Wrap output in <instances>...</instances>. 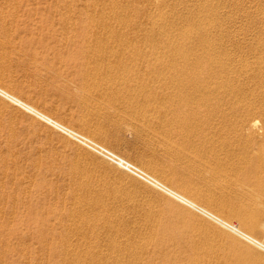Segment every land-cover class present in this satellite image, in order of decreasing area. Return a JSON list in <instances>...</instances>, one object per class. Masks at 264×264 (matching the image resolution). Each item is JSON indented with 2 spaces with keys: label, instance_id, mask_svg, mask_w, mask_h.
Wrapping results in <instances>:
<instances>
[{
  "label": "rangeland",
  "instance_id": "1",
  "mask_svg": "<svg viewBox=\"0 0 264 264\" xmlns=\"http://www.w3.org/2000/svg\"><path fill=\"white\" fill-rule=\"evenodd\" d=\"M10 1L11 0H0V4H1L0 5V78H2V79H0V86L6 88V90L8 89L9 92L14 93L16 96L19 95L18 97H20V98L23 97L22 99H24L25 101L31 103L34 106H37V108H39L40 110H42L46 114H48V115L52 116L53 118L59 120L60 122L64 123L65 125L70 126L73 129H76L77 131L81 132L84 135L89 134L92 130L98 131L99 133H101L99 135L100 137H96V138L94 137L95 138L94 140L100 142L101 144H103L106 147H109V149H111L114 152H117L119 155L127 158L128 160L135 163L136 165L138 164V166H140V167H141V164L137 163V161L140 162L142 160V162L145 163V161H146V160H144L145 158L147 159V161H151L152 163H154L156 165L157 164H159V166L161 165L160 166V172H159L160 177L158 175V178L161 179V177H162V179H163L166 176H168V173H169V175L172 174V176L174 177V180L172 182H170V184L168 183V185L172 184L171 186H173L174 188H179V189L181 188L182 190L184 187H181V186H185V187L187 186L188 190H186V193L188 195H191L192 197H195V195L197 197L198 194L202 195L204 192L206 198L209 199L212 196L210 199H212L214 202H216L218 200L216 202L218 204V206L222 203L221 205H226V207L228 209H231V210H235L238 207V210H240L242 213L247 210L246 213L244 212V214H247L250 217H252L251 215L255 214L253 217L254 221H256L257 223L259 222L258 223L259 228H258L256 234L258 235V237L260 239L264 240V225H263L264 224V217H263L264 216V206H263L264 205V202H263L264 201L263 200L264 199V190L260 189L258 187V185H256V181H257L258 177H259V179L264 180V171L260 167V163H259L260 161H257L259 159L258 157L260 156L259 155L260 152H261V155L264 156V143L262 142L263 144L261 145L260 141L258 142V141L251 140L250 139L251 133L249 130L243 131V132L226 131V133H224L223 135H220L218 133L215 134L214 133L215 130H213L215 127L214 124H217L218 126H220L219 123L221 120V119H217L218 115H215L213 111H209V113H210L209 114L204 107L199 108L197 106L194 107L192 105V107H194V109L196 110L195 111L196 113L191 112V114L193 116L196 114V116H194V117L192 115L191 116L193 118H200V119H197V120L194 119V120H196L197 124L201 123L200 126H199V124L197 125L196 133L197 132L198 133L196 135H198V137H200L202 140L204 139V141L205 140L207 141V147L204 149H206V150L209 149L208 145L215 143V144H212V146L214 145V147H216L217 150H218V148H219V150L222 149L219 152V156L222 154L225 155L226 153L229 155L231 153L230 151H233L232 155H235V157L232 156V158H229V159H231V161L230 160L229 161L231 162V164L233 163V166L235 168L240 167L239 170H237V168L235 170V169H233L234 167L231 168L232 165L229 164V167L231 168V169H229L230 172H229V170H227V172L229 174L227 175L226 174L227 172L222 173L221 174L222 177H220V175H219L220 173L215 172L216 174H218V176H216L212 171V167H210L212 161H214V162L216 161V160H214V157L211 156V154H209V155L207 154L209 157L208 158V157H206L207 155L205 156V152H202L201 155H203L204 158H206L207 160L202 159L203 156H201V155H200V157L195 156L196 153L194 152L195 149H192L193 146H190L188 143L185 144L186 142H184L182 139L183 138L182 132L184 131V129L183 130H182V128L180 129L181 126L176 125L175 127L177 128V130L175 128H173L172 130L170 129L171 132L174 131L172 133L173 135H171L170 131L168 132L169 135H168V133L165 132V131L169 130V128L172 125V122H173L172 127L175 124H178V122L174 123L178 117L180 118L181 116L185 115V113H189L188 112L189 110L188 111L185 110L186 108H183L180 105L181 104L184 105L182 98H184L185 95H183V93H185V94L188 93L191 89L190 88L191 86L186 85L187 89L183 88L184 92L181 88L174 86L176 84L181 85V82L185 83V79L183 80V78H186V77H183V73H185V75H187L186 74L187 70L184 69V68H186V65L184 63L183 64L185 67L184 66L181 67V66H179V63H177L178 67L174 66L175 69H173L174 67L171 69L170 66H172V65L170 63L167 64V62L170 61L169 58H171L173 55L175 57V54L177 55V52H175V51H177L176 49L179 47V45H178V47L173 46V48L171 49V46H169L168 44H165V42H164L163 32L161 33V34H163V37L160 36L161 34H157V35H159L158 38L161 41L159 39L157 40V37L155 35H154V37L152 36L153 38H151L150 36H149V38L147 36H145V38H143L144 34H146L147 31L148 32L150 31V28L153 29L151 24H150L151 27L148 24L146 25V19H147L146 17L149 15L147 13L150 12L149 11L150 9L148 10L145 7H143L145 5V3H143V2H145V0H141L142 2L140 1V5L144 4L141 6L139 5V3L136 4V1L139 2V0H131V1L121 0L122 2L119 0L118 1L116 0L118 4L121 2V3H125V5L124 4L122 5L120 3L119 5H121V6L118 9L120 11V13H118L119 12L118 10H115L114 12H116V11L117 12L113 13V14L118 13L119 15L123 12L125 13L123 8H126L127 6H129V8H128L129 12L127 9L126 13L125 14L123 13L124 15L121 14L122 17L120 15V17L118 19L120 20L121 18L125 19L126 17H128L129 20H127V18H126V20L130 21L132 19H130L129 16L132 15L133 17L131 16V18H133L134 23H136V22L139 23V25L141 27V28L139 27L137 29V31L140 29L142 30V27H143L144 30H142V32L144 34H140V33H142V32H140L139 36H136V33H133L132 37L128 36L129 38L127 36H126V38H125V36H123V37L121 36L122 38H119V36H117L118 37L117 38L116 36H113L116 34H111L110 32L108 33L106 31L108 33V34H106V35H108V41H107V36L104 37L105 34L104 35L100 34L101 36L98 35V36H100L99 39L102 36L104 37L103 39L99 40L98 36H96L97 34L92 32V31H95V32L97 31L98 25H99L98 21H95V23L89 27H87L85 25L89 21V20H87V21H85V20L88 19L89 15L91 14L90 8L94 7V5H92V4H94L95 2L97 3L96 0H95V2H94V0H85V2H83L84 0H82V1L81 0H79V1H77V0H71V1L70 0L69 1H67V0H64V1H62V0H48V1L47 0H12L11 3H10ZM75 1H77V3H79L78 6L80 5L81 8H82V5L84 6L86 3L85 9H84V7L82 9H80V6L78 7L77 3ZM88 1H89V3H88ZM99 1L100 0H98V2ZM159 1H161V3L159 2V4H161L165 8V10L166 9L170 10L172 8L173 9L175 8V10H177V9H179V7H181L180 5L176 6L174 4H173V6H171L172 5V2H170L171 0H166V1L159 0ZM179 1H181V0H179ZM199 1L200 0H198V2ZM205 1H208V0H202L203 3ZM231 1L232 0H226V1L225 0H214V1L210 0V2H213V3L216 2V4L217 3L219 4L218 8L216 9V13L214 15V17H215L214 19L220 18L222 20L221 21H220V19L218 21L215 20L216 23L217 22L220 23V24H218V26H220V29H219L220 31L218 30V32L215 33L214 36L211 35L212 37L210 36L209 39L214 37L213 38L214 40L218 39L220 41V39H221V41L224 40V42H226L227 44L229 43L226 46V48H227L226 50L227 51L229 50L230 53H229V51L225 52L226 50H224L223 53H225V55L221 54V56L223 58H226L227 55H230V56L236 55L238 58V55H239V56H241V57H239L241 59L243 57L244 59L248 58V60L254 61L255 57L253 55H256V59L264 60V49H263L264 48V46H263L264 45L263 44V42H264V37H263L264 36V31H263L264 30V20L261 17L263 15L262 12L264 11L263 10L264 9V0H262V1L253 0L254 3L252 1L249 3V0L248 1L247 0H233L234 3ZM32 2H34L35 4ZM67 2H69V3H67ZM74 2L76 3V5ZM103 2H104L103 0L99 2L100 4H98V6H97L98 11L100 10L99 8H101V6H102V8L105 7L106 3L103 4ZM105 2H107V4H108L107 0H105ZM126 2L127 3L130 2L129 4H131L132 8L130 5H126L127 4ZM162 2H164V4ZM256 3H258V4H256ZM68 5L71 6L70 7L71 10H70V8L67 7ZM109 5L111 7V2ZM109 5H108V7H109ZM232 5H233V7L231 9L230 6H232ZM257 5L259 7H256ZM51 6H52V8H51ZM63 6H65L68 10ZM76 6H77V8H76ZM247 6H248V8H247ZM249 6H251V7H249ZM53 7H54V9H53ZM55 7H57V8H55ZM62 7H63V10H62ZM108 7L106 9L105 8L104 9L109 10L110 7L109 8ZM121 8H122V10H120ZM130 8H131V10H130ZM138 8L142 9L143 11L146 9L144 11V13L146 12V14H144L143 11H141V10L139 11ZM143 8H145V9H143ZM260 8H261V10H260ZM73 9H75L76 11H74ZM78 9L80 10L79 14L77 13V12H79ZM94 9H95V7H94ZM135 9L138 11L137 14L141 15V16L138 15L137 21H136V18H134L136 16V14L133 15V12L136 13ZM252 9H254V10H252ZM69 10L72 11V13L70 12V15H69ZM81 10H82V12H81ZM92 10H93V8H92ZM25 11H27V12H25ZM94 11L95 10H93V13L95 15H97L98 13L96 14ZM147 11H149V12H147ZM189 11H191V12H189ZM236 11H237V13L240 12V14H236L235 13ZM256 11H258L257 14H256ZM74 12H75V14H74ZM83 12H84V14H83ZM198 12H200V7L197 6V7H192L191 9H189L188 11L183 13L185 15H183L181 13L178 14L180 16L183 15V16H181V18L183 20L180 19V16L178 18L177 17L178 15L176 14L177 16L175 15L174 16L175 19L172 20V21L176 20L175 23L173 24L172 21H170L169 27L166 28L165 31H167L169 28L172 29V26H173L174 29L171 30L172 32L174 31L173 34L177 33L175 31V30H177V28L180 29L179 31L181 32L182 29H184L185 27H187L190 24L189 17H188L189 20H187L186 17L190 13L196 14ZM217 12L219 13V16H218ZM248 12H249V14H247ZM33 13H35V14H33ZM56 13H57V15H56ZM62 13H64V15ZM128 13L130 14L129 16H128ZM24 14H25V16H24ZM71 14L73 15L72 16L73 18H71ZM76 14H78V15H76ZM92 14H91V16H92ZM186 14H188V15H186ZM234 14L237 16H235ZM1 15H2V17H1ZM37 15H38V17H37ZM59 15H61V16H59ZM66 15H68L70 18ZM86 15L88 17H86ZM117 15H114V17L115 16L116 17L115 18L113 17L111 22H114L115 20L118 21ZM144 15L145 16L147 15V16L145 17ZM223 15L225 17L222 18L221 16H223ZM62 16L63 17L66 16V18H63ZM76 16L78 19L75 18ZM142 16H143L144 22L141 19ZM239 16H241V17H239ZM257 16H259V17H257ZM49 17H50V19L48 20ZM246 17L249 19H247ZM60 19L65 21V23H64L65 26L59 22ZM46 20H47V27L42 28ZM185 20H187L189 24ZM238 20H241V22L240 21L238 22ZM133 21L131 22L132 24H133ZM224 21H225V23H224ZM66 22H67V25H66ZM70 22H71V24H70ZM140 23L142 25L144 24V26H141ZM170 23H171V26H170ZM178 24H180V25L178 26ZM34 25H35V27H33ZM83 25H84V28L86 27V29L83 28ZM182 25L183 26L186 25V26L183 27ZM69 26H70V28H69ZM72 26H73V28H72ZM144 27H147V28L150 27V28L147 29ZM222 27H224V28H222ZM237 27H238V30H237ZM61 28H64L63 29L64 32H63V30H61ZM75 28H76V30H74ZM256 28H257V30H256ZM89 29H90V31H89ZM69 30H71V31H69ZM247 30H248V32H247ZM25 31H26V33H25ZM47 31H48V33H47ZM179 31L177 33L178 35H180ZM237 31L240 33V36H239ZM249 31H252V32L249 33ZM69 32L72 33L73 35L72 34L70 35ZM75 32H76V34H75ZM172 32H170V30H169L168 33L171 34ZM229 32H231V33H229ZM80 33H81V35H80ZM233 33L235 34L234 36H233ZM247 33H248V35H246ZM134 34H135V36H134ZM262 34H263V36H262ZM89 35H92V36L89 37ZM137 35H138V33H137ZM226 35H227V37L225 38ZM242 35H245L247 38L245 36L242 37ZM79 36H81V37L79 38ZM109 36H111L112 38ZM141 36L143 39H140ZM236 36L238 38V41L236 40ZM68 37H70L71 39ZM92 37H94L95 40ZM146 37H147V39H146ZM259 37H261V39ZM88 38H89V41L86 40ZM96 38L100 42V43H98L99 44L98 46H96L97 45V43H96L97 39ZM228 38H230V39H228ZM258 38L260 39V42H258L259 41ZM69 39L72 40V42L73 41H75V42L72 43ZM105 39H106V41H105ZM119 39H120V41H119ZM125 39L126 40L129 39V41H126ZM150 39H154V40L150 41ZM91 40H94V41L92 42ZM109 40L111 42H109ZM115 40L119 43L121 41H124V42L123 43L121 42V44L118 45L119 43H116ZM142 40L145 41L144 43H147V46L143 43ZM147 40L149 41V43ZM218 40H215V41H218ZM234 40L236 42H234ZM112 41H115V42H112ZM103 42L107 48L102 44ZM106 42H107V44H105ZM136 42L138 45H136ZM156 42H157V44H156ZM239 42H240V44H239ZM246 42H248L249 44ZM95 43H96V45H95ZM244 43L246 44V46H244L245 45ZM256 43H258V44H256ZM124 44L126 45L127 48H124L125 47ZM129 44H131L132 46L131 45L127 46ZM151 44L153 46L150 48ZM80 45H81V47H80ZM84 45L86 47H84ZM87 45L90 47V49L93 46L95 48V46L101 47L103 45V47H105V49L97 48L98 50H96V48H95V50L98 51L99 54H100V52L103 51L104 54H100V57H99V54H97V52L95 53L93 48H92L93 51H92V49L90 51ZM108 45H109V47H108ZM112 45L115 47H113ZM122 45L124 47H122ZM258 45L263 46L262 48L259 46L261 48V50L259 49ZM116 46H117V48H116ZM165 46H166V48H165ZM236 46H238V47L236 48ZM253 46H255V47H253ZM110 47H113V48H110ZM249 47H250V50H249ZM252 47L254 49L258 47L257 48L258 50L257 49L254 50V49H252ZM122 48H123V50H122ZM128 48L129 49L131 48L130 52L126 51V50H128ZM174 48H176V49H174ZM241 48H242V50H241ZM108 49H110V50H108ZM116 49H119V50L115 51ZM124 49H126V50H124ZM156 49H157V51H159V53L161 52L163 54L165 51V54H168V56L163 54L164 57L167 56L166 59H169L167 61L164 60V61H166L167 67L165 66V63L163 64L164 61L161 63H160V61H162V60L157 61L158 60L157 58H158V56H160V54L156 53V51H155ZM173 49L175 50L174 51L175 53L172 52ZM197 49L200 50V47L198 46ZM235 49H237V50H235ZM84 50H85V52H84ZM121 50L124 51L123 53H125V54H123ZM151 50L154 52H152ZM170 50H172V51H170ZM199 50H196V51L201 52L202 49L200 51ZM112 51L113 52L115 51L114 54ZM147 51H148V53L149 52H151V53L148 54ZM91 52H94L95 54L92 53V55H91ZM107 52L111 55L110 56L111 59H110V57H108L109 59H106L107 58L106 55L109 56V54ZM132 52H134V53H132ZM117 53H119L118 54L119 57L117 56ZM135 53H136V56H135ZM153 53L155 56L153 55ZM231 53H234V54H231ZM88 54H90V55H88ZM146 54H148V57ZM162 54H161V56H162ZM169 54H170V57H169ZM101 55L105 58H103ZM246 55H248V56H246ZM258 55H259V58H258ZM137 56L140 57L142 60L140 59L138 62L139 58L138 59L135 58ZM96 57L99 59H97ZM146 57H147V59H146ZM114 58H116V59H114ZM130 58H135V61L137 60L136 61L137 63L134 61V59H130ZM94 59H96L98 61H96ZM122 59H124V60H122ZM128 59H130V60H128ZM100 60H102V61H100ZM93 61H95V62H93ZM131 61L134 65L131 63ZM123 62L124 63L127 62V63L124 64ZM149 62H151V63H149ZM128 63L130 64V66ZM152 63L154 65V67H153ZM156 63H158V64H156ZM98 64H99L100 68L98 67ZM183 64L180 62V65H183ZM163 65L166 68L161 67ZM168 65H170V66H168ZM112 67H115V68H112ZM151 67H153V68H151ZM155 67L156 68L158 67V69H156V73L154 71ZM176 67L178 70H176ZM118 68H121V69L119 70ZM160 68H163V70ZM167 68L170 69L171 72H173L174 70L178 71V72H174V74L171 73L174 77H176V79L178 77H177V75L175 76V74L179 73V70L182 68L180 71L182 73V70H183V73L181 74V76L179 73V78H178V79H180V82L179 81L173 82L175 84L171 83L172 81H175L174 80L175 78L170 74V71ZM93 69H96V71H94ZM100 69H101V71H100ZM149 69H151V70H149ZM166 69L168 70V72L167 71L165 72ZM113 70H114V73H113ZM126 70L128 71V73L130 71L133 73L130 72L128 74ZM158 70L164 71L165 74L162 73L164 76L162 74H160L158 72ZM151 71L152 72L154 71V72L152 73ZM258 73L259 72H257V74ZM113 74H114V76H113ZM155 75H157V76H155ZM259 75H261V72L259 73ZM115 76H116V78H115ZM120 76H121V79H120ZM131 76L134 78L133 80H131L132 79ZM170 76H172L174 79ZM158 77H160V78H158ZM128 78H130V79H128ZM155 78H157V79H155ZM167 78H169L170 80H168ZM163 80L164 81L167 80V81L164 82ZM167 83L169 85H171V87L169 85H167ZM165 84H166V86H165ZM129 85H131L132 88L129 87ZM164 87L166 88V91L164 90L165 89ZM167 87L169 89L170 88L171 89L169 90ZM172 87L174 89L175 88L176 89L173 90ZM128 88H129V90H128ZM130 89H132V90H130ZM129 92H131V93H129ZM176 92L178 95H176ZM104 93H105V95H104ZM123 95H125V96H123ZM171 96H172V98H171ZM179 98H181V99H179ZM178 99L181 101L179 102ZM129 100L131 103L129 102ZM9 102H10L9 100H6V98L4 99V97L2 98V96L0 95V103H1L0 104V113H1L0 114L1 115L0 116V121H1L0 122V151H1L0 156L5 155L4 157H6L5 159L7 160V162H6L7 164H5L7 166V168L0 161V173H1L0 174V229H1L0 230V264H22V262L23 263L26 262L24 264H33V263L38 264V263H41V261H42V264L43 263L44 264H62V262H64L63 260L58 259V258L55 259V258H53L52 255L49 254L48 246L46 245L48 249L46 248V246H44L45 240H43L41 243L39 241H41L42 238L37 239V237L40 235H41L40 237H45L47 234L50 235L51 233L55 234V236H56L54 238H50L55 243H58V240L59 241L62 240V236L64 234L63 238L66 237L65 241H68V245L66 244V242H64V244H66L65 245L66 248L69 246L68 248L71 250L75 249L74 252H76V253H84V254L93 253V254L101 257V258L102 257H104L105 259L108 258L106 260L110 259L111 261L112 260L114 261L116 259L114 257V255L116 253L114 254V252H115L114 242H112L113 237H111V235L120 241L121 239L123 240L125 237H127L126 233L129 231L128 232L129 236H131V237L133 236V238H134L137 236L135 233L136 229H137L136 225L138 224V222H140V219H141V221H144V219L147 220L146 218H149V217L152 219L154 218L156 220L159 219V221L158 220L155 221L153 219L154 222H158L156 224L162 223V224L166 225L167 223L170 222L173 224L180 223V224L185 225V226L189 225V227L192 229L191 234L196 232V233H194V235L195 234L197 235L194 237L195 241L197 239L199 242H203V240H205L203 243H211L216 249L219 247L220 249L218 248V251H219V253L221 252L220 254L222 255V257H226V259H230L233 262L235 260L234 256L237 253L239 254L240 251H242L241 248H245V249L249 250L248 246H251L250 245L251 243H248L245 239L241 238L240 236L235 235L229 229H226L225 227H222L219 224L213 222L210 218L206 217L205 215L196 211L195 209L187 206L186 204L182 203L181 201L177 200L176 198L168 195L167 193L160 190L159 188L152 186V185L140 180L139 178L133 176L132 174H130L129 172H127L123 168L118 167L114 163H112V162L106 160L105 158L101 157L100 155L96 154L91 149L87 148L85 145L80 144V142H78L77 140H75L74 138L69 136L68 134H65L61 130H59V129L55 128L54 126L48 124L47 122L41 120L37 116L27 112L23 108H20L17 105H13L14 103H12V102L9 103ZM139 102L141 104L138 105ZM178 102H179V104H178ZM185 103H187V101ZM128 105L129 106L131 105V106L129 107ZM140 105H142V107ZM138 106H140V107H138ZM161 106L165 107V109L163 107L161 109ZM175 106L178 107L177 111H176ZM131 107H133V108H131ZM137 107L140 108L141 111L145 110L144 111L145 114L147 113L146 115H147L148 119H146L145 123L146 122L148 123V125L146 123V126H148V127L145 126V123L143 121L136 118L137 116L135 117L134 115L130 114L131 113L130 109H134V108L136 109ZM159 107H160V109H159ZM201 109H203L204 111H201ZM158 110H159V112H158L159 115L161 113L160 111H162L164 113L166 111L167 112L169 111V112H168V114H167V112L165 113V115L167 114V116H165V115L164 116L163 115L158 116V114H156L157 113L156 111H158ZM163 110H165V111H163ZM197 110H198V112H197ZM149 112L150 113L153 112V115L156 118V119L150 118V122L152 119L151 123L148 122L149 117L152 116V113L150 115ZM164 113H162V114H164ZM155 114L158 116V118L160 117L159 118V121H160L159 124H164L163 126L158 124L157 116ZM169 114H170V118H171V119H169V121L171 122V125L169 124L170 122L168 121V118H169L168 115ZM173 114H174V118L177 117V115H178V117L173 119V117H172ZM198 114H199V116H198ZM179 115H181V116H179ZM205 115H207V116H205ZM212 116H213V118H211ZM215 116H216V118H215ZM236 116H234L232 118V120L235 119V117H236V119L233 121H234V123L236 121H237L236 123H239V120H240L239 118H241V116H238V115H236ZM161 117H163V118H161ZM165 117H168L165 119V121L169 122L168 124L170 125V127L168 125L165 126V124H167V122L165 123V121H164ZM160 119L161 120L163 119L162 121H164V123H162ZM172 119L174 121H172ZM215 119H217V121H219V122H217ZM138 120H140L141 122H139ZM202 120H205V121L201 122ZM156 122L159 126L156 124ZM143 123H144V127H142ZM208 123L210 125V128H208L209 127ZM211 123H213V124H211ZM150 124H153L152 127L154 126L153 128H156V131L154 133H153V131L155 129H152V127H150L151 126ZM206 125H208V127ZM155 126H157V127H155ZM141 127H142V129H141ZM158 127H164V128L160 129ZM178 127H179V129H178ZM211 127H213V128H211ZM10 128H12V129H10ZM147 128L150 131L152 129V132H148ZM200 128H201V130H200ZM137 129H141V130H137ZM158 129L163 130L164 133H162V131H158ZM209 129L212 131L208 132ZM142 130H145V131H142ZM178 130L179 131L181 130V131L179 132ZM139 131H140V133H139ZM203 131L205 132V134ZM193 132L195 133V131H193ZM247 132L249 135L246 134ZM179 133H181L182 135ZM200 133H201V136L202 135H204V136L201 137ZM212 133H214V134H212ZM238 133L240 135H238ZM164 134H165V136H164ZM225 134L227 136L231 134L230 136H228V139L230 138V141H228ZM234 134H235V137L232 136ZM215 135L217 136V138L218 137L220 138L219 142L224 138V140L221 141L220 144H218L219 145L218 147L216 145L219 142H217L218 141L217 138H214ZM245 135L247 136L246 139L243 138V137H245ZM169 136H171L173 138V140L171 137L169 138ZM173 136L174 137L176 136V137L174 138ZM207 136L209 138H212V136H213V138H212L213 142H212V140L208 139ZM221 136H222V138H221ZM239 136H240V139L238 138ZM248 136H249V138H248ZM102 138L103 139L105 138L108 141L103 140ZM233 138L234 139L238 138L239 141H238V139L234 140ZM178 139H182L181 143L183 141L184 143H182V144H185L187 149L184 147L185 145L182 146V144L179 143L180 140H178ZM243 139L246 140L247 142L248 141L250 142V140H251V142H250L251 146H248L250 143L249 142L247 143ZM11 140H15V142L11 141ZM169 140H170V142H168ZM173 141H177V142H173ZM225 141H227L228 144ZM232 141H237V143L244 141V143H243L244 145L242 143L237 144L236 142H232ZM23 142H25V144L28 143L26 146L28 148L27 150L25 149L26 147L25 148L23 147V146H25V144H23ZM12 143H14V144H12ZM174 143H175V145H174ZM176 143H177V145H176ZM233 143H235V144L233 145ZM245 143L248 144V145L246 144L248 146L246 148H245V146H246ZM21 144L23 145L22 147H21ZM167 145H169V147L172 146L171 149L173 148V146H174L173 149H175L176 147H178V145H180V148L181 147L182 148L181 149L176 148V150H174L175 151L174 152V151H171V149L168 148ZM205 145H206V143H205ZM221 145H222V147H221ZM226 145H228V146H226ZM257 145L260 147L261 151L259 149H257ZM30 146H31V148H30ZM189 146L191 148H189ZM183 147L185 148V150L183 149ZM226 147H228L227 148L228 151L221 153L223 151V149L224 150L226 149ZM230 147H232V150H230L231 149ZM235 147L238 150L240 148H242V149H240L241 151L239 150L240 151L239 152L235 149ZM22 148H24V149H22ZM211 148L212 147H210V149ZM190 149H192L193 151ZM201 149L203 150V148H201ZM201 149H199V152H201ZM233 149H235V150H233ZM244 149H245V151L247 149V151H246L247 155H246V152L244 151ZM24 150L26 153L24 152ZM31 150H33V151H31ZM177 150H178L179 156L181 158L179 156H177V154H178ZM181 150H184V151H182V153L183 152L186 153L185 157L183 156L184 158L182 157V155H184V154L179 152ZM242 150L244 153L242 152ZM257 150L260 152H257ZM190 151L192 152L191 154L193 155V157H192V155L187 153V152L190 153ZM234 151H237L238 153L234 152ZM29 154L31 156H29ZM32 154H33V156H36V158H34L32 156ZM46 154H48V155H46ZM187 154H188V156H190V158H192V160L195 157L194 160L192 161L189 157H187ZM239 154L244 155V157L240 156ZM223 155L221 156L222 159L225 158V156H223ZM245 155L250 157V158L248 157L249 161H248V158L245 159L246 158ZM37 156H40V157H38L39 159H37ZM42 156L44 157L45 160L43 159ZM238 156H239V158L240 157H242V159L244 158V161L246 160V162H242L243 161L242 159L241 160L239 159V161H238ZM186 157L188 159H190V162H188V160H186L187 159ZM221 157H219V158H221ZM228 157H231V154ZM142 158H144V159H142ZM200 158L203 160V162L207 166H205L199 160ZM227 158H225V159H227ZM0 159H1V157H0ZM36 159H37V161H35ZM41 159L44 161H42ZM46 159L49 160L48 163H46L47 162ZM197 159H198V161H197ZM210 159H212V161ZM232 159H234V160H232ZM31 160H33V162L35 161L34 163H37V162L38 163L34 165V163H31ZM208 160H210V161L208 162ZM49 162H53V164L50 163V165H49ZM237 162H239V163H237ZM198 163H199V165H198ZM200 163H202L203 166H205V167L201 166L202 164L200 165ZM46 164H48V165H46ZM54 164H55V167H53ZM196 164L198 166H196ZM234 164L235 165L237 164L238 166H235ZM242 164H244V165H242ZM241 165L243 166V169H241V167H242ZM208 166L211 168L212 172L209 170L210 168ZM41 167H42V169H41ZM206 167H208L209 169ZM48 168H50V169L52 168V169L50 170ZM53 168L56 171H53L54 170ZM57 168H58V171H57ZM60 168H62L63 170ZM161 168H163V171H165L164 173L162 172ZM203 168L208 169L211 173L208 170L203 169ZM78 170H80V171H78ZM231 170H234L235 173L238 171L236 173L237 176L234 175L235 178H234V176L233 177L230 176V175H233L232 172L234 173V171L231 172ZM258 170H260V171H258ZM73 171H78L80 173L82 172V174H81L82 176L85 173L86 174L85 175L86 178H84L85 181L87 179V176H88V178H90L92 180L94 179L93 180L94 182L91 181L90 179H87V181H89V182L91 181V183H93L92 184L93 186H94V184H96L95 185L96 188H98V186H99V188L100 189L102 188L103 191L105 189H108L109 190L108 193L110 192L109 194L111 196V200H112V198H114V199L122 198L123 201L122 200H119V201L122 202L124 205L126 204L127 206H124L122 208V210L117 209V211L115 213H116V215H119V213L122 212V214L120 213L121 215H119V216H121V218H123L124 216L126 217V218H123L124 220L126 219V221L123 222L124 226L122 225L123 227H125L127 225L124 228L125 232L115 231L116 233H112V234L110 233L111 235L108 236L109 232L102 229V230L98 231V234H99L98 238L101 237L100 240H98V238L95 240L93 237H91L93 239H91V238L89 239L90 235L93 234V233L90 234L93 230L92 227L88 226V228H86L87 226H85L86 230L81 229V225L78 224L80 222L79 221L80 219H77L76 220L77 223H75L76 221L73 222V220L72 221L68 220V218L71 219L70 217H68V216H67L68 218L65 217L68 211L71 212L74 209L75 210L77 209V208L73 207L74 205L71 206V204H73L72 203L73 201H72V198H70L71 191L74 189V184L71 183L72 179L69 176L72 175ZM261 171H262V173H259ZM4 172H5V174H3ZM148 172H150V171L148 170ZM56 174H57V176H56ZM151 174H153V173H151ZM247 174H249V175H247ZM257 174H258V176H257ZM223 175L224 176L226 175L228 177L230 176L229 180L226 176H225L226 178L223 177ZM11 177H12V179H11ZM213 177H216L217 180L215 181L214 180L215 178H213ZM237 177H239L238 179H241V180L237 181ZM224 178L227 179V181ZM21 180H22V182H21ZM45 181L47 183L49 182L48 185H46L47 183ZM18 182L19 183L21 182L22 184H19ZM40 183H41V185H39ZM71 184H73V185H71ZM105 184L107 185V187H105L106 186ZM179 184H180V186H179ZM183 184H185V185H183ZM102 185H104V186H102ZM190 186H192V187H190ZM72 187H73V189H72ZM112 188H114V189H112ZM24 190H25V192H24ZM55 190H57L56 196H55V192H54ZM112 190H114L113 192L116 193V195L111 192ZM194 190H196V192H194ZM198 190L201 192L198 193ZM255 190H257V192ZM250 191L252 194L250 193ZM59 192L61 193V195L63 197L60 196ZM124 192H125V194H123ZM258 192H260V194H258ZM192 193H194V194L196 193V194L194 195ZM52 194H54V195H52ZM254 194H256V195H254ZM67 195H69V196H67ZM112 195H114V197ZM122 195H124V197H121ZM199 195H198V197H199ZM115 196H119V197H115ZM207 196H210V197H207ZM257 196H259V197H257ZM214 197H215V199L216 198L217 199L216 200L213 199ZM257 198H258V201H262V202H257V200H256ZM59 199H61V200H59ZM66 200H67V202H66ZM70 200L72 202H70ZM201 201H203V199H200V202ZM254 201H256V202H254ZM204 202L202 203V205L207 204L206 202L205 203ZM218 202H220V204ZM66 206H67V208H66ZM172 206H173V208H172ZM71 207L74 209L71 210ZM128 207L130 209L131 208H133V209L129 210V209H127ZM216 207L214 206L213 208L216 209ZM254 207H256V209ZM134 208L136 209V211H134L135 210ZM178 208H180V209H178ZM125 209H127L128 211ZM139 209H141V210H139ZM11 210H13V211H11ZM123 210H124V213H123ZM250 211H252L254 214ZM262 211H263V213H262ZM73 212H71V213L68 212V213L73 214ZM146 212L149 214H147ZM150 213H151V215H150ZM179 213L183 217L180 216ZM69 214H67V215H69ZM262 214H263V216H262ZM186 215L189 218L186 217ZM193 215H194V217H193ZM127 216L129 217V219ZM138 216H140V217H138ZM256 218H257V220H255ZM195 219L198 221H196ZM20 220L21 221L23 220V221L21 222ZM39 220H40V222H39ZM127 220L129 223H131L135 226L129 224L127 222ZM192 220H195V221L193 222ZM35 221H37V222L35 223ZM134 221H136V222H134ZM199 221L202 223H199ZM231 222L237 223V222H239V220L238 219H232ZM195 223H196V225H195ZM197 223H199L200 225ZM260 223H261V225H260ZM201 224H205V225L201 226ZM17 225H19V226L17 227ZM24 225H25V227L23 228ZM29 225L31 228L29 227ZM194 225L196 227H197V225H199L201 228L199 226L196 228V227H194ZM2 226H3V228H2ZM203 226H204V228H203ZM14 228H15V230H14ZM133 228L135 229L134 230L135 232L132 233V235H131V232H133L131 230H133ZM202 228H203V231H202ZM2 229H5V230L2 231ZM38 229L40 230V232L38 231ZM79 229L81 230V232L79 231ZM199 229L202 231L201 232V234L203 233L202 235L200 234ZM17 230H19V231H17ZM20 230H22L24 233ZM83 230L85 231V235H83L84 234ZM104 231H106V232H104ZM82 232H83V234H82ZM206 232H208V233H206ZM34 233H36V234H34ZM123 233H125V234H123ZM205 234H207V237L205 236ZM88 235H89V237L86 238L85 236H88ZM124 235H126V236H124ZM220 235H221V237H220ZM229 235L234 238L235 242L233 241V243L232 242L230 243L228 241L227 236H229ZM21 236H22V238L24 237L23 238L24 240L21 239ZM25 236L28 238V241L26 240L27 238ZM92 236L95 237L94 234ZM201 236H203V237H201ZM40 237H38V238H40ZM30 238H33V239H30ZM200 238H202V241H200L201 240ZM236 238H238V240ZM226 240H227V242H226ZM236 241H238L241 245L238 244V246H237ZM11 243H12V245H11ZM231 244H233V245H231ZM9 245H11V246H10V249L8 250ZM243 246H246V247H243ZM33 247H34V249H33ZM237 247H240V251H239V249H236ZM44 248H45V250L47 249L46 251L48 253L44 250ZM92 248H93V250H92ZM27 249L30 251H28ZM35 249L36 250L38 249V251L39 250L40 251L38 252ZM250 249H251L250 251L252 253H253V251H254V253H259L260 255L259 254L258 255L260 257L257 254L256 255L254 254L256 256V258H258L257 260L254 261V260H250L251 257L245 256L244 257L245 261H247L249 263L254 261V264L255 263L259 264V263H261L259 261H264V250L263 249L255 246L253 244L250 247ZM26 250L28 252L27 254H26ZM32 250H34L35 252H33ZM88 250H89V252H88ZM90 250H92V251H90ZM256 250H259V252L258 251L256 252ZM9 252H11V253H9ZM41 252L42 253L44 252V253L42 254ZM123 252H125V251H123ZM128 252L126 253V255H129L131 257V254H128ZM32 253H34V254H32ZM36 253H37V255L35 256ZM24 254H25V256H24ZM123 254H125V253H123ZM6 256H8V257L6 258ZM9 256L11 259L9 258ZM19 256L20 257L24 256V257L20 259ZM26 256L28 257L29 260L27 259ZM124 256L125 255H122L120 257L117 256V258L120 259L121 257H123L121 259H123V260L125 259L127 261V263H129V261H128L129 256H127L128 259L126 258V256L125 257ZM25 257H26V259H25ZM17 258H19V262H18ZM34 258L37 260L34 261L35 260ZM44 258L46 259V261H44L45 260ZM259 258H261V259H259ZM1 259H3V260H1ZM105 259L102 260L103 263L106 262ZM130 259H131V263L134 262V264H136V261L139 262L141 259L144 260V258H141L140 260H134L132 257ZM132 259H133V261H132ZM11 260H12V263H10ZM59 260H61L62 262L60 263ZM142 260H141V262H139L137 264H144ZM32 261H34V262L31 263ZM66 263L67 262H65L63 264H66ZM107 263H108V261H107ZM111 263H113V262H111ZM111 263L109 261V264H111ZM262 263L264 264V262H262Z\"/></svg>",
  "mask_w": 264,
  "mask_h": 264
},
{
  "label": "bare ground",
  "instance_id": "2",
  "mask_svg": "<svg viewBox=\"0 0 264 264\" xmlns=\"http://www.w3.org/2000/svg\"><path fill=\"white\" fill-rule=\"evenodd\" d=\"M12 1V0H11ZM11 1H10V3H11ZM48 1V0H47ZM62 1H64V0H62ZM61 1V2H62ZM67 1H69V0H67ZM71 1V0H70ZM77 1H79V0H77ZM77 1H75L76 3H77ZM82 1V0H81ZM80 1V2H81ZM97 1V3L95 2V0H94V4H92V5H94V7H95V9H94V7H92L93 8V10H95L94 12L98 15H95L94 13H93V10H92V8H90L91 9V14H92V16H91V14L89 15V18L88 19H84L85 21H87V20H89L88 21V25L87 24H85L87 27H89V26H92L94 23H95V21H98L99 22V25H98V29H97V31L95 32V31H92L93 33H95V34H97L96 36H98V35H104L105 34V36L104 37H106L107 36V41H108V35H106V34H108L109 32L111 33V34H116V35H113V36H119V38H122L123 36H125V38H126V36L128 37V36H131L132 37V34L133 33H136V36H139V33L140 32H142V30H144L143 29V27H142V30L140 31V30H138L137 31V29L140 27V25H139V23H134V21H133V18H131V16H129L130 14L128 13V16L130 17V19H132V20H130V21H127V20H129L128 19V17H126L127 18V20H126V18L124 19V18H121L120 20L118 19L119 17H120V15L121 14H123V13H121L120 15L118 14V13H120V11L118 10L119 8H120V6L121 5H119L122 1L121 0H119V1H121L119 4L117 3V1L116 0H107L108 1V4H107V2H105V0H103L104 2H103V4L104 3H106L105 4V9L108 7V5L110 4V2H111V7H110V5H109V10L107 11V10H105L104 8H102V6H101V8H99L100 10L98 11L97 10V6H98V4H100L99 2L100 1H102V0H100L99 2H98V0H96ZM124 1H126V0H124ZM129 1H131V0H129ZM140 1L141 0H139V2H137L136 1V4H138L139 3V5H140ZM163 1H166V0H163ZM201 2H202V0H200ZM198 2V0H181V1H179V0H171L170 2H172V5L171 6H173V4L174 5H176V6H181V7H179V9H177V10H175V8L173 9H170V10H165V8L161 5V4H159V2L161 3V1H159V0H145V2H143V3H145V5L144 4H141V5H144L143 7H145L146 9H150L149 11H147V12H149V13H147V14H149L146 18V25L148 24V25H152V28L153 29H151L150 27H151V25H150V31L148 32L147 31V33L146 34H144L143 32L142 33H140V34H144V37L143 38H145V36H147L148 38H149V36L151 37V38H153L154 37V35L157 37V40L159 39L158 38V36L159 35H157V34H161L162 32H163V34H164V37H163V34H161L160 36H162L163 38H164V42H165V44H168L169 46H171V49L173 48V46L175 47H178V45H179V47L176 49V48H174V49H176L177 51H175L174 49H173V51L172 50H170V51H172V52H177V55L175 54V57H174V55L171 57V58H169L170 57V54H169V59H170V61H168L167 62V64H171L172 66H170V65H168V66H170L171 67V69L174 67V66H177L178 67V64L177 63H179V66H181V67H183L184 66V64L186 65V68H184V69H186L187 71H186V74L187 75H185V73H183V70H182V73H183V77H186V78H183V80L185 79V83H182L181 82V85L180 84H176V85H174V86H177L178 88H181L182 90H183V88L184 89H187L186 87L187 86H191L190 88V91L188 92V93H183V95H185L184 96V98H182L183 99V104L184 105H180L181 107H183V108H186L185 110H189L188 112L190 113H185V115H183V116H181V115H179V116H181L180 118L178 117V115H177V117H175V118H177V120L174 122V123H176V122H178V124H175L173 127H172V125H173V122H172V125H171V122L169 121V119H171L170 118V114L168 115L169 116V118L168 117H165L164 118V121H165V119L166 118H168V121L170 122H167V121H165V123L167 122V124H165V126L166 125H168L169 127H170V125H171V127L169 128V130L168 131H165L166 133H168L169 131H170V129L172 130L173 128H175L176 130H177V128L175 127L176 125L178 126H181L180 127V129L182 128V130L184 129V131L182 132V134L181 133H179V134H181L182 136H183V141L184 142H186L185 144H189L190 146H193V148L192 149H195L194 150V152L196 153V155L195 156H199L200 157V155H201V153L202 152H205V156L208 154H211V156H213L214 157V160H216L215 162L214 161H212V159H210L211 161H212V163H211V166L210 167H212V171H213V173L216 175V176H218V174H216V173H220L219 175H220V177H222V173H226L227 172V170H229V169H231V168H233L234 166H233V163L231 164V159H229V158H232V156H234L235 157V155H232V152L233 151H230L231 153V157H228L229 155L226 153L225 155H223V156H225V158H227V159H222V155H220L219 156V152L222 150V149H220L219 150V148H218V150H217V148L216 147H214V145L212 146V144H215V143H212L211 145H208L209 147V149H210V147H212L210 150L209 149H204V148H206L207 147V141L205 142L204 141V139L202 140L200 137H198V135H196L197 133H196V128H197V125L199 124H197V122H196V120L197 119H200V118H193L194 116H196V114L193 116L192 114H191V112H193V113H196L195 111V109H194V107H199V108H201V107H204L205 109H206V111L209 113V111H213L214 112V114L215 115H218V117H217V119H221L220 120V126H218L217 124H214L215 125V127H214V129L213 130H215V134L216 133H218V134H220V135H223L224 133H226V131H235V132H243V131H250V133H251V137H250V139L251 140H253V141H260L261 143V145L264 143V60H258V59H256V55H253L254 57H255V60L253 61V60H248V58L247 59H244L243 57H242V59L241 58H239V57H241V56H239L238 55V58H237V56L235 55V56H230V55H227L226 56V58H223L222 56H221V54L223 55H225V53H223V51L224 50H226L227 48H226V46L229 44H227L226 42H224V40H222L221 41V39H220V41L218 40V39H215V40H218V41H215L213 38H211V39H209L210 38V36L211 35H215V33H217L218 32V30L220 29V26H218V24H220V23H216V21L215 20H219L220 18H217V19H214L215 17H214V15H215V13H216V9L218 8V6H219V4L217 5L216 4V2L215 3H213V2H210V0H208V1H205L204 3L202 2ZM212 1V0H211ZM214 1V0H213ZM226 1V0H225ZM248 1V0H247ZM253 2L254 3V1L253 0H249V3L250 2ZM260 1H262V0H260ZM35 2V1H34ZM34 2H32V3H34ZM74 2V3H75ZM83 2H85V0L83 1ZM128 2V1H127ZM126 2V3H127ZM142 2V1H141ZM168 2V1H167ZM221 2V1H220ZM228 2V1H227ZM231 2H233V0L231 1ZM245 2V1H244ZM256 2V1H255ZM60 3V2H59ZM67 3H69V2H67ZM73 3V4H74ZM76 3H75V5H76ZM88 3H89V1H88ZM91 3V2H90ZM130 3V2H129ZM129 3H127L126 5H130L131 6V4H129ZM163 4H164V2H162ZM166 3V2H165ZM234 3V2H233ZM241 3V2H240ZM259 3V2H258ZM258 3H256V4H258ZM262 3V2H261ZM30 4V3H29ZM35 4V3H34ZM63 4V3H62ZM65 4V3H64ZM71 4V3H70ZM78 4L79 3H77V6H78ZM122 5L124 4L125 5V3H121ZM133 4V3H132ZM168 4V3H167ZM221 4V3H220ZM232 4V3H231ZM1 5V4H0ZM33 5V4H32ZM91 5V4H90ZM140 5V6H141ZM166 5V4H165ZM230 5V4H229ZM241 5V4H240ZM243 5V4H242ZM247 5V4H246ZM254 5V4H253ZM252 5V6H253ZM34 6V5H33ZM46 6V5H45ZM62 6V5H61ZM77 6H76V8H77ZM80 6V5H79ZM78 6V7H79ZM85 6H86V3H85V5L83 6L82 5V8L84 7V9H85ZM89 6V5H88ZM135 6V5H134ZM138 6V5H137ZM167 6V5H166ZM165 6V7H166ZM200 7V12H198V13H196V14H186V15H188L187 17H186V19L187 20H189L190 21V24L188 23V21L187 20H185V21H187V23L189 24L187 27H185L186 25H182L183 27H185L184 29H182L181 30V32L179 31L180 29H178L177 28V30L180 32V35H178L177 33H178V31L177 30H175L177 33L175 34H173V32L171 31V30H173L174 29V27L172 26V29L171 28H169L167 31H165L166 30V28H168L169 27V22L170 21H172V20H174L175 18H174V16L177 14H183V13H185L186 11H188L189 9H191L192 7ZM221 6V5H220ZM226 6V5H225ZM238 6V5H237ZM245 6V5H244ZM263 6V5H262ZM63 7H65V6H63ZM63 7H62V10H63ZM68 8H70L71 6L70 5H68L67 6ZM74 7V6H73ZM90 7V6H89ZM88 7V8H89ZM126 7V6H125ZM231 7V9H232V7H233V5L232 6H230ZM239 7V6H238ZM246 7V6H245ZM249 7H251V6H249ZM256 7H259L258 5L256 6ZM48 8V7H47ZM51 8H52V6H51ZM55 8H57V7H55ZM66 8V7H65ZM75 8V7H74ZM81 8V6H80V9H82ZM129 8V6H127L126 8H123L124 9V11H125V13H126V11H127V9ZM131 8H132V6H131ZM131 8H130V10H131ZM145 8H143V9H145ZM223 8V7H222ZM247 8H248V6H247ZM42 9V8H41ZM44 9V8H43ZM49 9V8H48ZM53 9H54V7H53ZM52 9V10H53ZM67 9V8H66ZM83 9V10H84ZM145 9V10H146ZM195 9V8H194ZM224 9V8H223ZM255 9V8H254ZM254 9H252V10H254ZM68 10V9H67ZM70 10H71V8H70ZM69 10V15H70V12L72 13V11H70ZM74 11H76L75 9H73ZM79 10V9H78ZM77 10V11H78ZM87 10V9H86ZM115 10H118L119 12L117 13V14H113V13H116V12H114ZM120 10H122V8L120 9ZM133 10V9H132ZM136 10V9H135ZM138 10L140 11H143L142 9H140V8H138ZM144 10V11H145ZM175 10V11H174ZM199 10V9H198ZM227 10V9H226ZM225 10V11H226ZM236 10V9H235ZM249 10V9H248ZM256 10V9H255ZM260 10H261V8H260ZM264 10V9H263ZM35 11V10H34ZM40 11V10H39ZM42 11V10H41ZM46 11V10H45ZM60 11V10H59ZM58 11V12H59ZM85 11V10H84ZM144 11H143V13H144ZM195 11V10H194ZM218 11V10H217ZM220 11V10H219ZM238 11V10H237ZM237 11L235 12L236 14H240V12L239 13H237ZM259 11V10H258ZM258 11H256V14H257V12ZM25 12H27V11H25ZM54 12V11H53ZM81 12H82V10H81ZM87 12V11H86ZM85 12V13H86ZM122 12V11H121ZM128 12H129V9H128ZM136 13H134L133 12V15L134 14H136V16L134 17V18H136V21L138 20L137 18H138V15L139 16H141L140 14H137V10L135 11ZM189 12H191V11H189ZM224 12V11H223ZM227 12V11H226ZM231 12V11H230ZM229 12V13H230ZM243 12V11H242ZM245 12V11H244ZM29 13V12H28ZM40 13V12H39ZM78 14L80 13V10H79V12H77ZM89 13V12H88ZM124 13V14H125ZM131 13V12H130ZM218 13V12H217ZM225 13V12H224ZM228 13V14H229ZM33 14H35V13H33ZM51 14V13H50ZM61 14V13H60ZM63 15H64V13H62ZM66 14V13H65ZM74 14H75V12H74ZM78 14H76V15H78ZM82 14V13H81ZM83 14H84V12H83ZM123 14V15H124ZM142 14V13H141ZM144 14H146V12L144 13ZM226 14V13H225ZM224 14V15H225ZM243 14V13H242ZM246 14V13H245ZM247 14H249V12L247 13ZM259 14V13H258ZM262 19L264 20V11L262 12ZM15 15V14H14ZM45 15V14H44ZM43 15V16H44ZM56 15H57V13H56ZM94 15V16H93ZM114 15H117V19H118V21L117 20H115L114 22H111V20L113 19V17H114ZM176 15V16H177ZM183 15H185V14H183ZM183 15H181V16H183ZM221 16L222 18L223 17H225V16ZM235 15V14H234ZM233 15V16H234ZM4 16V15H3ZM24 16H25V14H24ZM41 16V15H40ZM59 16H61V15H59ZM66 16H68V15H66ZM66 16L65 17H63V18H66ZM73 15L71 14V18H73L72 17ZM84 16V15H83ZM91 16V17H90ZM179 16L180 15H178L177 17L179 18ZM181 16H180V19H182L181 18ZM218 16H219V13H218ZM231 16V15H230ZM235 16H237V15H235ZM248 16V15H247ZM255 16V15H254ZM1 17H2V15H1ZM37 17H38V15H37ZM69 17V16H68ZM86 17H88L87 15H86ZM112 17V18H111ZM116 17V16H115ZM114 17V18H115ZM121 17H122V15H121ZM133 17V16H132ZM184 17V18H185ZM188 17H189V19H188ZM239 17H241V16H239ZM243 17V16H242ZM256 17V16H255ZM257 17H259V16H257ZM70 18V17H69ZM75 18H77V16L75 17ZM80 18V17H79ZM247 18V17H246ZM39 19V18H38ZM50 19V17L48 18V20ZM78 19V18H77ZM81 19V18H80ZM141 19L143 20V16L141 17ZM179 19V20H180ZM233 19V18H232ZM235 19V18H234ZM247 19H249V18H247ZM254 19V18H253ZM261 19V20H262ZM8 20V19H7ZM22 20V19H21ZM45 20V19H44ZM67 20V19H66ZM140 20V19H139ZM141 20V21H142ZM178 20V19H177ZM183 20V19H182ZM222 19H220V21H221ZM251 20V19H250ZM255 20V19H254ZM14 21V20H13ZM25 21V20H24ZM41 21V20H40ZM39 21V22H40ZM74 21V20H73ZM133 21V24L131 23ZM176 21V20H175ZM175 21H172V23L174 24L175 23ZM237 21V20H236ZM241 22V20H238V22ZM246 21V20H245ZM51 22V21H50ZM60 23H62L64 26H65V21L64 20H62V19H60V21H59ZM68 22V21H67ZM67 22H66V25H67ZM80 22V21H79ZM83 22V21H82ZM140 22V21H139ZM143 22H144V20H143ZM180 22V21H179ZM178 22V23H179ZM182 22V21H181ZM227 22V21H226ZM253 22V21H252ZM262 22V21H261ZM18 23V22H17ZM24 23V22H23ZM31 23V22H30ZM36 23V22H35ZM43 23V22H42ZM69 23V22H68ZM73 23V22H72ZM85 23V22H84ZM177 23V22H176ZM186 23V22H185ZM224 23H225V21H224ZM230 23V22H229ZM228 23V24H229ZM232 23V22H231ZM248 23V22H247ZM260 23V22H259ZM9 24V23H8ZM15 24V23H14ZM70 24H71V22H70ZM78 24V23H77ZM83 24V23H82ZM141 24V23H140ZM182 24V23H181ZM245 24V23H244ZM250 24V23H249ZM33 25V24H32ZM56 25V24H55ZM145 25V26H146ZM176 25V24H175ZM180 24H178V26H179ZM226 25V24H225ZM230 25V24H229ZM243 25V24H242ZM248 25V24H247ZM258 25V24H257ZM96 26V25H95ZM141 26H144V24L142 25L141 24ZM170 26H171V23H170ZM227 26V25H226ZM232 26V25H231ZM234 26V25H233ZM244 26V25H243ZM254 26V25H253ZM261 26V25H260ZM19 27V26H18ZM23 27V26H22ZM33 27H35V25L33 26ZM47 27V20L45 21V23H44V25H43V27L42 28H46ZM58 27V26H57ZM61 27V26H60ZM148 27V26H147ZM147 27H144V28H147ZM177 27V26H176ZM236 27V26H235ZM234 27V28H235ZM250 27V26H249ZM258 27V26H257ZM263 27V26H262ZM69 28H70V26H69ZM72 28H73V26H72ZM83 28H84V25H83ZM94 28V27H93ZM141 28V27H140ZM149 28H147V29H149ZM180 28V27H179ZM222 28H224V27H222ZM248 28V27H247ZM246 28V29H247ZM261 28V27H260ZM9 29V28H8ZM34 29V28H33ZM64 28H61V30H63ZM67 29V28H66ZM65 29V30H66ZM84 29H86V27L84 28ZM83 29V30H84ZM88 29V28H87ZM176 29V28H175ZM253 29V28H252ZM263 29V28H262ZM24 30V29H23ZM74 30H76V28L74 29ZM79 30V29H78ZM93 30V29H92ZM169 30H170V32H172L171 34H169L168 32H169ZM232 30V29H231ZM237 30H238V27H237ZM251 30V29H250ZM256 30H257V28H256ZM255 30V31H256ZM261 30V29H260ZM28 31V30H27ZM37 31V30H36ZM35 31V32H36ZM69 31H71V30H69ZM82 31V30H81ZM89 31H90V29H89ZM108 33H107V32ZM220 31V30H219ZM222 31V30H221ZM227 31V30H226ZM253 31V30H252ZM252 31H249V33L250 32H252ZM262 31V30H261ZM264 31V30H263ZM34 32V33H35ZM51 32V31H50ZM61 32V31H60ZM63 32H64V30H63ZM77 32V31H76ZM76 32H75V34H76ZM145 32V31H144ZM232 32V31H231ZM231 32H229V33H231ZM238 32V31H237ZM236 32V33H237ZM247 32H248V30H247ZM25 33H26V31H25ZM47 33H48V31H47ZM46 33V34H47ZM54 33V32H53ZM66 33V32H65ZM88 33V32H87ZM86 33V34H87ZM137 33H138V35H137ZM220 33V32H219ZM242 33V32H241ZM245 33V32H244ZM254 33V32H253ZM261 33V32H260ZM37 34V33H36ZM43 34V33H42ZM69 34L71 35L72 33H70L69 32ZM68 34V35H69ZM74 34V35H75ZM78 34V33H77ZM238 34H239V36H240V33L238 32ZM73 35V34H72ZM80 35H81V33H80ZM100 35V36H101ZM223 35V34H222ZM235 34L233 33V36H234ZM246 35H248V33L246 34ZM256 35V34H255ZM38 36V35H37ZM65 36V35H64ZM90 36H92V35H89V37ZM100 36H98V39H99V37ZM122 36V37H121ZM134 36H135V34H134ZM143 36V35H142ZM142 36H141V38L140 39H143L142 38ZM153 36V37H152ZM221 36V35H220ZM230 36V35H229ZM238 36V35H237ZM237 36H236V40L238 41V38H237ZM243 36H245V35H242V37ZM250 36V35H249ZM259 36V35H258ZM262 36H263V34H262ZM71 37V36H70ZM70 37H68V38H70ZM75 37V36H74ZM81 36H79V38H80ZM86 37V36H85ZM88 37V36H87ZM95 37V36H94ZM94 37H92L93 39H94ZM103 36L100 38V39H103L104 38ZM109 37H111V36H109ZM147 37H146V39H147ZM212 37V36H211ZM216 37V36H215ZM227 37V35L225 36V38ZM246 37V36H245ZM252 37V36H251ZM264 37V36H263ZM77 38V37H76ZM91 38V39H92ZM112 38V37H111ZM115 38V37H114ZM118 38V37H117ZM129 38V37H128ZM219 38V37H218ZM223 38V37H222ZM233 38V37H232ZM247 38V37H246ZM255 38V37H254ZM260 39H261V37H259ZM258 38V39H259ZM71 39V38H70ZM69 39V40H70ZM82 39V38H81ZM80 39V40H81ZM85 39V38H84ZM97 39V38H96ZM97 39V45H96V43H95V45L96 46H98L99 44L98 43H100L99 42V40ZM110 39V38H109ZM132 39V38H131ZM130 39V40H131ZM213 39V40H212ZM228 39H230V38H228ZM235 39V38H234ZM240 39V38H239ZM250 39V38H249ZM260 39H259V41L258 42H260ZM59 40V39H58ZM74 40V39H73ZM77 40V39H76ZM86 40H88L89 41V38L88 39H86ZM85 40V41H86ZM95 40V39H94ZM94 40H91L92 42L94 41ZM111 40V39H110ZM109 40V42H111ZM113 40V39H112ZM126 40V39H125ZM149 40V39H148ZM147 40V41H148ZM151 40H154V39H150V41ZM160 40V39H159ZM166 40V41H165ZM248 40V39H247ZM253 40V39H252ZM263 40V39H262ZM71 42H72V40H70ZM84 41V40H83ZM90 41V42H91ZM102 41V40H101ZM104 41V40H103ZM105 41H106V39H105ZM116 41V40H115ZM115 41H112V42H115ZM119 41H120V39H119ZM126 41H129V39H127ZM125 41V42H126ZM141 41V40H140ZM143 41V40H142ZM161 41V40H160ZM227 41V40H226ZM73 42H75V41H73ZM72 42V43H73ZM122 43L124 42V41H121ZM121 42L119 43V42H117L116 41V43H119L118 45H120L121 44ZM145 41H143V43H144ZM158 42V41H157ZM157 42H156V44H157ZM234 42H236L235 40H234ZM249 42V41H248ZM248 42H246V43H248ZM254 42V41H253ZM252 42V43H253ZM115 43V44H116ZM131 43V42H130ZM141 43V42H140ZM139 43V44H140ZM148 43H149V41H148ZM238 43V42H237ZM79 44V43H78ZM87 44V43H86ZM85 44V45H86ZM103 45H104V42L102 43ZM105 44H107V42L105 43ZM113 44V43H112ZM146 46H147V43H144ZM155 44V43H154ZM239 44H240V42H239ZM238 44V45H239ZM245 44V43H244ZM249 44V43H248ZM256 44H258V43H256ZM261 44V43H260ZM263 44H264V42H263ZM83 45V44H82ZM84 45V47H86ZM89 45V44H88ZM87 45V46H88ZM101 45V44H100ZM103 45L101 46V47H96L95 46V48H96V50H98L97 48H103V49H105V47H103ZM114 45V44H113ZM112 45V46H113ZM131 44H129V45H127V46H130ZM136 45H138L137 44V42H136ZM150 45V44H149ZM148 45V46H149ZM163 45V44H162ZM236 45V44H235ZM253 45V44H252ZM91 46V45H90ZM111 46V45H110ZM125 46V47H124ZM124 46L122 45V47H124V48H127L126 47V45L124 44ZM132 46V45H131ZM153 45L151 44V46H150V48L152 47ZM160 46V45H159ZM198 46L200 47V50H201V52H198V51H196V50H199V49H197L198 48ZM231 46V45H230ZM229 46V47H230ZM242 46V45H241ZM244 46H246V44L244 45ZM251 46V45H250ZM256 46V45H255ZM255 46H253V47H255ZM260 45H258V47H259ZM264 46V45H263ZM263 46H260L261 48L263 47ZM80 47H81V45H80ZM108 47H109V45H108ZM113 47H115V46H113ZM113 47H110V48H113ZM120 47V46H119ZM141 47V46H140ZM157 47V46H156ZM162 47V46H161ZM202 47V48H201ZM238 46H236V48H237ZM252 47V49H254ZM257 47V48H258ZM259 47V49L261 50V48ZM67 48V47H66ZM88 48H89V50L91 51V49L93 48L94 49V51H95V53L97 52V54H99L98 53V51H96L95 50V48H94V46L90 49V47L88 46ZM107 48V47H106ZM116 48H117V46H116ZM121 48V47H120ZM149 48V49H150ZM158 48V47H157ZM163 48V47H162ZM165 48H166V46H165ZM248 48V47H247ZM246 48V49H247ZM257 48H255L254 50H256ZM93 49H92V51H93ZM131 49V48H130ZM129 48H128V50H126V49H124V50H126V51H128V52H130L131 50H130ZM136 49V48H135ZM155 49V48H154ZM159 49V48H158ZM170 49V48H169ZM230 49V48H229ZM233 49V48H232ZM244 49V48H243ZM264 49V48H263ZM262 49V50H263ZM81 50V49H80ZM86 50V49H85ZM85 50H84V52H85ZM108 50H110V49H108ZM117 50H119V49H116L115 51H117ZM122 50H123V48H122ZM121 50V51H122ZM147 50V49H146ZM199 50V51H200ZM235 50H237V49H235ZM241 50H242V48H241ZM245 50V49H244ZM249 50H250V47H249ZM258 50V49H257ZM101 51V50H100ZM114 51V52H115ZM143 51V50H142ZM152 51V50H151ZM156 51V53L158 54L159 53V51H157V49L155 50ZM169 51V52H170ZM229 51V50H228ZM227 50L225 51V52H228ZM234 51V50H233ZM83 52V51H82ZM89 52V51H88ZM113 52V51H112ZM114 52H113V54H114ZM119 52V51H118ZM124 51H122V53H123ZM152 52H154V51H152ZM174 52V53H175ZM232 52V51H231ZM252 52V51H251ZM256 52V51H255ZM87 53V52H86ZM92 53H94V52H91V55H92ZM94 53V54H95ZM108 53V52H107ZM111 53V52H110ZM132 53H134V52H132ZM145 53V52H144ZM147 53H148V51H147ZM149 53H151V52H149ZM148 53V54H149ZM167 53V52H166ZM171 53V52H170ZM229 53H230V51H229ZM236 53V52H235ZM241 53V52H240ZM263 53V52H262ZM100 54H104L103 53V51L102 52H100ZM100 54H99V57H100ZM106 54V53H105ZM109 54V53H108ZM119 53H117V56L119 57V55H118ZM123 54H125V53H123ZM142 54V53H141ZM148 54H146L147 55V57H148ZM156 54V55H157ZM160 54V56H158V60L157 61H160V60H162V61H160V63L161 62H163L164 60H169V59H166L167 58V56H168V54H165V51H164V53L163 54H165V55H167V56H165L164 57V55L160 52L159 53ZM161 54H162V56H161ZM231 54H234V53H231ZM237 54V53H236ZM249 54V53H248ZM260 54V53H259ZM88 55H90V54H88ZM134 55V54H133ZM138 55V54H137ZM140 55V54H139ZM153 55H154V53H153ZM172 55V54H171ZM250 55V54H249ZM262 55V54H261ZM87 56V55H86ZM98 56V55H97ZM102 56V55H101ZM107 56V58L106 59H109L108 57H110L111 55L109 54V56L108 55H106ZM121 56V55H120ZM125 56V55H124ZM129 56V55H128ZM135 56H136V53H135ZM143 56V55H142ZM155 56V55H154ZM153 56V57H154ZM246 56H248V55H246ZM263 56V55H262ZM103 57V56H102ZM123 57V56H122ZM126 57V56H125ZM147 57H146V59H147ZM152 57V58H153ZM157 57V56H156ZM97 58V57H96ZM103 58H105V57H103ZM102 58V59H103ZM121 58V57H120ZM135 58H139L138 59V62H139V60L141 59L140 57H135ZM135 58H130V59H134V61H135ZM251 58V57H250ZM249 58V59H250ZM258 58H259V55H258ZM97 59H99V58H97ZM110 59H111V57H110ZM113 59V58H112ZM114 59H116V58H114ZM130 59H128V60H130ZM254 59V58H253ZM263 59V58H262ZM94 60H96V59H94ZM122 60H124V59H122ZM127 60V59H126ZM142 60V59H141ZM91 61V60H90ZM96 61H98V60H96ZM100 61H102V60H100ZM112 61V60H111ZM117 61V60H116ZM121 61V60H120ZM137 61V60H136ZM135 61V62H136ZM148 61V60H147ZM151 61V60H150ZM155 61V60H154ZM166 61H164L163 62V64L165 63V66L167 67V64H166ZM93 62H95V61H93ZM128 62V61H127ZM126 62V63H127ZM180 62L183 64V65H180ZM99 63V62H98ZM119 63V62H118ZM124 63V62H123ZM126 63H124V64H126ZM131 63H132V61H131ZM137 63V62H136ZM143 63V62H142ZM149 63H151V62H149ZM109 64V63H108ZM129 64V63H128ZM127 64V65H128ZM133 64V63H132ZM144 64V63H143ZM142 64V65H143ZM156 64H158V63H156ZM134 65V64H133ZM132 65V66H133ZM152 65H153V63H152ZM160 65V64H159ZM113 66V65H112ZM119 66V65H118ZM129 66H130V64H129ZM151 66V65H150ZM156 66V65H155ZM158 66V65H157ZM164 65L163 66H161V67H164V68H166ZM91 67V66H90ZM98 67H99V64H98ZM121 67V66H120ZM128 67V66H127ZM145 67V66H144ZM143 67V68H144ZM153 67H154V65H153ZM153 67H151V68H153ZM177 67H176V70H178L177 69ZM185 67V66H184ZM93 68V67H92ZM95 68V67H94ZM100 68V67H99ZM108 68V67H107ZM112 68H115V67H112ZM129 68V67H128ZM133 68V67H132ZM146 68V67H145ZM180 68V67H179ZM119 70L121 69V68H118ZM137 69V68H136ZM148 69V68H147ZM146 69V70H147ZM155 69V70H154ZM153 70L155 71V73H156V69H158V67L156 68H154ZM160 69H162L163 70V68H160ZM159 69V70H160ZM168 69V68H167ZM165 70V72L167 71L168 72V70L170 71V69H168V70ZM173 69H175V67L173 68ZM182 69V68H181ZM180 69V70H181ZM94 71H96V69H93ZM98 70V69H97ZM104 70V69H103ZM108 70V69H107ZM110 70V69H109ZM112 70V69H111ZM118 70V71H119ZM149 70H151V69H149ZM158 70V72L160 73V74H162V73H164V71H159ZM179 70V73H180V76H181V71ZM100 71H101V69H100ZM116 71V70H115ZM124 71V70H123ZM122 71V72H123ZM127 71V70H126ZM130 71V70H129ZM135 71V70H134ZM153 71V72H154ZM103 72V71H102ZM109 72V71H108ZM125 72V71H124ZM131 72V71H130ZM129 72V73H130ZM152 72V71H151ZM152 72V73H153ZM174 72H178V71H173V72H171L170 71V74L172 73V74H174ZM257 72H261V75H259V73L257 74ZM105 73V72H104ZM107 73V72H106ZM111 73V72H110ZM109 73V74H110ZM113 73H114V70H113ZM126 73V72H125ZM127 73H128V71H127ZM128 73V74H129ZM131 73H133V72H131ZM179 73H177V74H175V76L177 75V77L179 78ZM100 74V73H99ZM112 74V73H111ZM110 74V75H111ZM124 74V73H123ZM136 74V73H135ZM165 74V73H164ZM171 74V75H172ZM101 75V74H100ZM109 75V76H110ZM121 75V74H120ZM132 75V74H131ZM149 75V74H148ZM151 75V74H150ZM163 75V74H162ZM169 75V74H168ZM185 75V76H184ZM102 76V75H101ZM112 76V75H111ZM113 76H114V74H113ZM130 76V75H129ZM155 76H157V75H155ZM161 76V75H160ZM164 76V75H163ZM173 76V75H172ZM172 76H170V77H172ZM2 77V76H1ZM119 77V76H118ZM132 77V76H131ZM139 77V76H138ZM137 77V78H138ZM141 77V76H140ZM152 77V76H151ZM174 77V76H173ZM172 77V78H173ZM115 78H116V76H115ZM154 78V77H153ZM152 78V79H153ZM158 78H160V77H158ZM164 78V77H163ZM171 78V79H172ZM175 78V79H174ZM173 79L175 80V81H172L171 83H173V82H177V81H179L180 82V79H176V77H174ZM181 78V77H180ZM0 79H2V78H0ZM120 79H121V76H120ZM128 79H130V78H128ZM134 78L132 77V79L131 80H133ZM136 79V78H135ZM139 79V78H138ZM137 79V80H138ZM145 79V78H144ZM155 79H157V78H155ZM168 80H170L169 78H167ZM182 80V79H181ZM164 81V80H163ZM165 81H167V80H165ZM164 81V82H165ZM126 82V81H125ZM130 82V81H129ZM160 82V81H159ZM161 83V82H160ZM164 84V83H163ZM173 84H175V83H173ZM167 85H169L168 83H167ZM187 85V86H186ZM128 86V85H127ZM163 86V85H162ZM165 86H166V84H165ZM170 87H171V85H169ZM168 86V87H169ZM173 86V87H174ZM129 87H131V85H129ZM167 87V88H168ZM172 87V88H173ZM132 88V87H131ZM165 88V87H164ZM122 89V88H121ZM126 89V88H125ZM169 89V88H168ZM171 89V88H170ZM169 89V90H170ZM176 89V88H175ZM174 88H173V90H175ZM180 89V90H181ZM128 90H129V88H128ZM130 90H132V89H130ZM165 91H166V88L164 89ZM179 90V91H180ZM183 92H184V90H183ZM187 92V91H186ZM120 93V92H119ZM122 93V92H121ZM126 93V92H125ZM129 93H131V92H129ZM170 93V92H169ZM174 93V92H173ZM128 94V93H127ZM0 95L2 96V98L4 97V99L6 98V100H9L10 102H12V103H14L13 105H17V106H19L20 108H23L24 110H26L27 112H29V113H31V114H33V115H35V116H37L38 118H40L41 120H43V121H45V122H47L48 124H50V125H52V126H54L55 128H57V129H59V130H61L62 132H64L65 134H68V135H72V136H76V134L74 133V132H76V133H79V134H81V135H83L85 138H87V140H91V141H95V142H97V143H99V144H101L100 142H98V141H96V140H94L96 137H100L99 135L101 134V133H99L98 131H91L89 134H87V135H84V134H82L81 132H79V131H77L76 129H73V128H71L70 126H67V125H65L64 123H62V122H60L59 120H57V119H55V118H53L52 116H50V115H48V114H46L45 112H43L42 110H40L39 108H37V106H34V105H32L31 103H29V102H27V101H25L24 99H22V98H20V97H18V96H16L14 93H11V92H9L8 91V89L6 90V88H4V87H2V86H0ZM104 95H105V93H104ZM117 95V94H116ZM176 95H178L177 94V92H176ZM180 95V94H179ZM121 96V95H120ZM123 96H125V95H123ZM117 97V96H116ZM177 97V96H176ZM179 97V96H178ZM125 98V97H124ZM132 98V97H131ZM169 98V97H168ZM167 98V99H168ZM171 98H172V96H171ZM170 98V99H171ZM175 99V98H174ZM179 99H181V98H179ZM178 99V100H179ZM5 101V100H4ZM128 101V100H127ZM134 101V100H133ZM176 101V100H175ZM181 100H179V102H180ZM187 101V103H185ZM9 102V103H10ZM125 102V101H124ZM129 102H130V100H129ZM179 102H178V104H179ZM4 103V102H3ZM2 103V104H3ZM6 103V102H5ZM131 103V102H130ZM1 104V103H0ZM136 104V103H135ZM139 104H141L140 102L138 103V105ZM6 105V104H5ZM133 105V104H132ZM192 105L194 106V107H192ZM11 106V105H10ZM16 106V107H17ZM129 106V105H128ZM131 106V105H130ZM129 106V107H130ZM141 107H142V105H140ZM140 106H138V107H140ZM168 106V105H167ZM174 106V105H173ZM179 106V105H178ZM135 107V106H134ZM137 107V108H138ZM162 107L163 106H161V109H162ZM176 107V106H175ZM174 107V108H175ZM6 108V107H5ZM131 108H133V107H131ZM130 109V111H131V113L130 114H132V115H134L136 118H138V119H140L141 121H143L144 123H145V121H146V119H148V117H147V113L145 114V110H143V111H141L140 110V108H138V109ZM164 109H165V107H163ZM177 108L178 107H176V111H177ZM3 109V108H2ZM9 109V108H8ZM159 109H160V107H159ZM167 110V109H166ZM173 110V109H172ZM183 110V109H182ZM5 111V110H4ZM163 111H165V110H163ZM180 111V110H179ZM178 111V112H179ZM201 111H204L203 109H201ZM157 113L156 114H158V116H160V115H165V113L167 112H162V111H160L161 113H160V115H159V110L158 111H156ZM169 112V111H168ZM168 112H167V114H168ZM197 112H198V110H197ZM212 112V113H213ZM152 113V116H150L149 117V120H148V122H150V118H155L154 117V115H153V112H151ZM151 113L149 112V114L151 115ZM155 113V112H154ZM162 113H164V114H162ZM1 114V113H0ZM155 114V115H156ZM167 114L165 115V116H167ZM178 114V113H177ZM184 114V113H183ZM202 114V113H201ZM210 114V113H209ZM193 117H192V116ZM213 115V114H212ZM236 115H238V116H241V118H239L240 120H239V123H234V121L233 120H235L236 119ZM1 116V115H0ZM130 116V115H129ZM133 116V117H134ZM157 116V115H156ZM158 116H157V120H158V124H159V118H158ZM198 116H199V114H198ZM205 116H207V115H205ZM214 116V115H213ZM213 116L211 117V118H213ZM234 116H236L235 117V119H233L232 120V118L234 117ZM10 117V116H9ZM132 117V116H131ZM134 117V118H135ZM173 119H175L174 118V114H173ZM161 118H163V117H161ZM215 118H216V116H215ZM11 119V118H10ZM156 119V118H155ZM172 119V121H174ZM194 119H196V120H194ZM210 119V118H209ZM217 119H215L216 121H217ZM135 120V119H134ZM137 120V119H136ZM140 120H138L139 122H141ZM161 120V119H160ZM163 120V119H162ZM161 120V122L162 123H164V121H162ZM207 120V119H206ZM213 120V119H212ZM156 121V120H155ZM154 121V122H155ZM203 121H205V120H202L201 122H203ZM209 121V120H208ZM233 121V122H232ZM1 122V121H0ZM11 122V121H10ZM151 122H152V119H151ZM150 122V123H151ZM153 122V123H154ZM217 122H219V121H217ZM216 122V123H217ZM144 123L142 124V127H144ZM147 123V122H146ZM146 123H145V126H146ZM170 125H169V124ZM156 124H157V122H156ZM157 124V125H158ZM201 124V123H200ZM200 124H199V126H200ZM207 124V123H206ZM211 124H213V123H211ZM85 125V124H84ZM141 125V124H140ZM147 125H148V123H147ZM151 125V126H150ZM149 126L150 127H152V125L153 124H150ZM159 125H161V126H163L164 124H159ZM158 125V126H159ZM208 125H209V123H208ZM208 125H206L207 127H208ZM213 125V126H214ZM217 125V126H216ZM81 126V125H80ZM86 126V125H85ZM139 126V125H138ZM164 126V127H165ZM205 126V127H206ZM212 126V125H211ZM142 127H141V129H142ZM146 127H148V126H146ZM154 127V126H153ZM152 127V129H155L154 131H153V133L156 131V128H153ZM155 127H157V126H155ZM164 127H158V128H160V129H162V128H164ZM208 128H210V125H209V127ZM211 128H213V127H211ZM10 129H12V128H10ZM141 129H137V130H141ZM152 129H151V131L150 130H148V128H147V130H148V132H152ZM174 129V130H175ZM178 129H179V127H178ZM195 129V130H194ZM205 129V128H204ZM146 130V129H145ZM145 130H142V131H145ZM200 130H201V128H200ZM13 131V130H12ZM74 131V132H73ZM141 131V132H142ZM158 131H162V133H164V131L163 130H159L158 129ZM179 131V130H178ZM177 131V132H178ZM181 131V130H180ZM179 131V132H180ZM193 131H195V133L193 132ZM209 131H212V130H208V132ZM171 132V131H170ZM174 132V131H173ZM173 132H171V135H173L172 133ZM176 132V131H175ZM201 132V131H200ZM204 132V131H203ZM202 132V133H203ZM12 133V132H11ZM139 133H140V131H139ZM158 133V132H157ZM214 133H212V134H214ZM75 134V135H74ZM204 134H205V132H204ZM208 134V133H207ZM247 135H249L248 134V132L246 133ZM13 135V134H12ZM168 135H169V133H168ZM176 135V134H175ZM178 135V134H177ZM210 135V134H209ZM208 135V136H209ZM226 135V134H225ZM231 135V134H230ZM230 135H228V136H230ZM238 135H240L239 133H238ZM244 135V134H243ZM164 136H165V134H164ZM200 136H201V133H200ZM202 136H204V135H202ZM201 136V137H202ZM207 136V137H208ZM211 136V135H210ZM216 136V135H215ZM214 136V138H217V136L215 137ZM228 136L226 135V137H227V139H228ZM232 136H234L235 137V134L234 135H232ZM237 136V135H236ZM95 137V138H94ZM105 137V136H104ZM167 137V136H166ZM171 136H169V138H170ZM174 137V136H173ZM176 137V136H175ZM174 137V138H175ZM180 137V136H179ZM225 137V138H226ZM246 135H245V137H243V138H245L246 139ZM106 138V137H105ZM103 139V140H106V139ZM168 138V137H167ZM166 138V139H167ZM172 138V137H171ZM204 138V137H203ZM212 138H213V136H212ZM212 138H209L208 137V139H210V140H212V142H213V139ZM221 138H222V136H221ZM239 139H240V136L238 137ZM237 138V139H238ZM248 138H249V136H248ZM247 138V139H248ZM101 139V138H100ZM110 139V138H109ZM182 139H178V140H180L179 141V143H181V140ZM207 139V138H206ZM218 139V141L217 142H219V137L217 138ZM234 139V138H233ZM236 138L234 139V140H237ZM239 139H238V141H239ZM18 140V139H17ZM172 140H173V138H172ZM176 140V139H175ZM224 140V138L221 140V141H223ZM226 140V139H225ZM244 140V139H243ZM251 140H250V142H251ZM11 141H14L15 142V140H11ZM106 141H108V140H106ZM167 141V140H166ZM182 141V143H184ZM221 141L219 142V143H217V147L219 146L218 144H220L221 143ZM228 141H230V138L228 139ZM244 141H246V140H244ZM244 141L243 142H238L237 143V141H232V142H236L237 144H239V143H244ZM110 142V141H109ZM168 142H170V140L168 141ZM173 142H177V141H173ZM226 143H227V141H225ZM247 142V141H246ZM249 142V141H248ZM247 142V143H248ZM249 142V143H250ZM263 142V143H262ZM107 143V142H106ZM111 143V142H110ZM167 143V142H166ZM165 143V144H166ZM181 143V144H182ZM205 143H206V145H205ZM209 143V142H208ZM211 143V142H210ZM247 143H245V145L247 144ZM12 144H14V143H12ZM18 144V143H17ZM23 144H25V142H23ZM27 144L28 143H26L25 144V146H23L22 144H21V147L23 146L24 148L27 146ZM80 144H82V143H80ZM173 144V143H172ZM185 144H182V146L183 145H185ZM225 144V143H224ZM228 144V143H227ZM235 143H233V145H234ZM30 145V144H29ZM82 145H84V144H82ZM103 145V144H102ZM171 145V144H170ZM174 145H175V143H174ZM176 145H177V143H176ZM223 145V144H222ZM222 145H221V147H222ZM244 145V144H243ZM248 145V144H247ZM245 146V148L246 147H248V146H251V143L248 145V146ZM32 146V145H31ZM31 146H30V148H31ZM86 146V145H85ZM168 146V148H170L171 149V147H169V145H167ZM189 146V148H191ZM226 146H228V145H226ZM13 147V146H12ZM20 147V148H21ZM87 147V146H86ZM176 147V146H175ZM185 148H186V145L184 146ZM183 147V149L185 150V148ZM242 147V146H241ZM24 148H22V149H24ZM37 148V147H36ZM88 148V147H87ZM109 148V147H108ZM173 148H174V146H173ZM172 148V149H173ZM176 148H178V149H181L180 148V145H178V147H176ZM176 148L175 149H171V151H174V150H176ZM201 148H203V150L201 149ZM224 148V147H223ZM227 148L228 147H226V149L224 150L223 149V151L221 152V153H223V152H225V151H228L227 150ZM231 148V149H230ZM229 149L230 150H232V147H230ZM239 148V147H238ZM251 148V147H250ZM21 149V150H22ZM26 150L28 149L27 147L25 148ZM187 149V148H186ZM192 149H190V150H192ZM199 149H201V152H199ZM235 149L237 150V151H239L240 149H242V148H240L239 150L235 147ZM235 149H233V150H235ZM257 149H259L260 151H261V149H260V147L257 145ZM40 150V149H39ZM111 150V149H110ZM184 150H181V151H179V152H181L182 153V151H184ZM207 152H206V151ZM209 150V151H208ZM256 150V149H255ZM31 151H33V150H31ZM112 151V150H111ZM170 151V152H171ZM193 151V150H192ZM237 151H234V152H237ZM241 151V150H240ZM239 151V152H240ZM244 151H245V149H244ZM246 151H247V149H246ZM245 151V152H246ZM260 151H258L257 150V152H260ZM1 152V151H0ZM16 152V151H15ZM24 152H25V150H24ZM30 152V151H29ZM28 152V153H29ZM113 153H115V154H117V155H119L117 152H114V151H112ZM175 152V151H174ZM173 152V153H174ZM209 152V153H208ZM242 152H243V150H242ZM249 152V151H248ZM251 152V151H250ZM3 153V152H2ZM18 153V152H17ZM26 153V152H25ZM34 153V152H33ZM36 153V152H35ZM177 153H178V150H177ZM176 153V154H177ZM188 154H190V155H192L191 153V151H190V153L189 152H187ZM238 153V152H237ZM236 153V154H237ZM244 153V152H243ZM242 153V154H243ZM5 154V153H4ZM15 154V153H14ZM182 154H184V155H182V157L184 156L185 157V154L186 153H182ZM188 154H187V157H189L190 158V156H188ZM204 154V153H203ZM36 155V154H35ZM46 155H48V154H46ZM208 155L206 156V157H208ZM240 155V154H239ZM246 155H247V152H246ZM245 155V156H246ZM249 155V154H248ZM259 159L257 160V161H260L259 163H260V167H261V169L264 171V156H262L261 155V152L259 153ZM5 156V155H4ZM3 155L2 156H0L1 157V159H0V161L3 163V165H5V164H7L6 162H7V160L5 159L6 157H4ZM29 156H31L30 154H29ZM28 156V157H29ZM32 156H33V154H32ZM177 156H179V153L177 154ZM201 156H203V155H201ZM227 156V157H226ZM240 156H243L244 157V155H240ZM27 157V158H28ZM34 158H36V156H33ZM38 157H40V156H37V159H39ZM43 157V156H42ZM119 157L121 158V159H123V160H125L126 162H128V163H131V164H135V163H133V162H131L130 160H128L127 158H125V157H123V156H121V155H119ZM180 157V156H179ZM183 157V158H184ZM186 157V158H187ZM192 157H193V155H192ZM212 157V158H213ZM219 157H221V158H219ZM233 157V158H234ZM237 157V156H236ZM249 156H246V158L245 159H247ZM30 158V157H29ZM181 158V157H180ZM195 158V157H194ZM194 158H193V160H194ZM202 158V157H201ZM199 159L204 165H205V163L203 162V160L202 159H206V158H204V156H203V158L202 159ZM209 158V157H208ZM250 158V157H249ZM249 158H248V161H249ZM31 159V158H30ZM37 159L35 160V161H37ZM43 159H44V157H43ZM142 159H144V158H142ZM191 160H192V158H190ZM190 159H186V160H188V162H190ZM239 159L241 160L242 159V157H240L239 158V156H238V161H239ZM42 160V159H41ZM45 160V159H44ZM44 160H42V161H44ZM57 160V159H56ZM144 160H146L145 161V163H143L142 162V160L140 161V162H138L137 161V163H139V164H141V167L143 168V170L144 171H146L147 173H149L151 176H153L157 181H158V183H159V185L157 184V185H154L155 187H157V188H159V186H162L161 188H159L160 190H162V191H164L165 193H167L168 195H170V196H172V197H174V198H176L177 200H179V201H181L182 203H184V204H186L187 206H189V207H191V208H193V209H195L196 211H198V212H200V213H202L203 215H205L206 217H208V218H210L213 222H215V223H217V224H219L220 226H222V227H225L226 229H229L231 232H233L235 235H237V236H240L241 238H243V239H245L248 243H251L250 245L252 246V244L253 245H255V246H257V247H259V248H261V249H263L264 250V240L263 239H260L259 237H258V235L256 234V232H257V230H258V228H259V222L257 223L256 221H254V213L252 212V211H250V212H252L254 215H251L252 217H250L249 215H247V214H244V212L246 213V211H244L243 213L240 211V210H238V207L235 209V210H231V209H228L227 207H226V205H221L220 204V202H218L220 205L218 206V204L216 203V202H214L212 199H210L211 197L210 196H207V197H210L209 199L208 198H206V196H205V193L203 192V194L201 195H199V197H198V195H197V197H196V193L194 194V193H192V194H194L195 195V197H192L191 195H188L187 193H186V190H188V188H187V186L185 187V186H181V187H184L183 188V190L181 189H179V188H174L173 186H171V185H168V183L170 184V182H172L173 180H174V177L172 176V174L171 175H169V173H168V176H166L165 178H163L162 179V177H161V179L160 178H158V175H159V172H160V166H159V164H154V163H152L151 161H147V159L145 158ZM192 160V161H193ZM196 160V159H195ZM207 160V159H206ZM210 160H208V162L210 161ZM230 160V161H229ZM232 160H234V159H232ZM243 161L242 162H246V160L244 161V158L242 159ZM34 161V162H35ZM46 163H48V161L49 160H47L46 159ZM197 161H198V159H197ZM199 161V162H200ZM229 163H228V162ZM237 161V160H236ZM235 161V162H236ZM33 162V160H31V163H34ZM195 162V161H194ZM38 163V162H37ZM37 163H34V165L35 164H37ZM43 163V162H42ZM50 163H52L53 164V162H49V165H50ZM56 163V162H55ZM193 163V162H192ZM196 163V162H195ZM202 163H200V165L202 164ZM237 163H239V162H237ZM11 164V163H10ZM13 164V163H12ZM60 164V163H59ZM203 164L201 165V166H203ZM229 164H231L230 166H231V168L229 167ZM46 165H48V164H46ZM136 165V164H135ZM198 165H199V163H198ZM197 164H196V166H198ZM235 165V164H234ZM242 165H244V164H242ZM241 165V166H242ZM6 166V165H5ZM39 166V165H38ZM137 166H138V164H137ZM205 166H207V165H205ZM205 166H203V167H205ZM229 168H228V167ZM235 166H238L237 164L235 165ZM259 166V165H258ZM43 167V166H42ZM42 167H41V169H42ZM53 167H55V164H54V166ZM58 167V166H57ZM75 167V166H74ZM140 167V168H141ZM209 167V166H208ZM208 167H206V168H208ZM209 167V168H210ZM6 168H7V166H6ZM206 168H203V169H206ZM208 168V169H209ZM237 168V167H236ZM236 168L234 167L233 169H235L236 170ZM240 168V167H239ZM239 168H237V170H239ZM48 169H50V168H48ZM52 169V168H51ZM50 169V170H51ZM54 169V168H53ZM60 169H62V168H60ZM78 169V168H77ZM162 169V172L164 173L165 171H163V168H161ZM208 169H206V170H208ZM241 169H243V166L241 167ZM63 170V169H62ZM69 170V169H68ZM148 170L151 172V173H153V174H151L150 172H148ZM210 171H211V168L209 169ZM208 170V171H209ZM5 171V170H4ZM53 171H56L55 169L53 170ZM57 171H58V168H57ZM61 171V170H60ZM65 171V170H64ZM78 171H80V170H78ZM78 171H73L72 172V175L71 176H69V177H71V179H72V182L71 183H73L74 184V189H73V187H72V189L74 190H72L71 191V195H70V198H72V201L70 200V202H72L73 204H71V206L72 205H74L73 207L74 208H77L76 210L74 209V208H72L71 207V210H73V211H71V212H73V214H69V213H71L70 211H68L67 212V214H69V215H67L66 213V218H68V217H70L71 219H69L68 218V220L70 221H72L73 220V222L74 221H76L77 219H80L79 221V225H81V229H84V230H86V228H88V226L89 227H92L93 228V230H92V232L90 233V234H94L95 235V237L94 236H92V235H90V237H89V235L88 236H85L86 238L87 237H89V239L91 238V237H93L95 240L99 237L98 235V231L99 230H106V231H108L107 233H108V236H110L112 233H116L115 231H118V232H125V230H124V228L127 226H125V227H123L124 226V224H123V222L124 221H126V219L124 220L123 218H126L124 215V217L123 218H121V216H119V215H121L122 214V212H120L119 210V212L121 213H119V215H116V211H117V209H120V210H122V208L124 207V206H127L126 204L124 205L122 202H120L119 200H122V198H119V199H114V198H112V200H111V196H110V192L108 193V189H105L104 191L102 190V188L100 189L99 188V186H98V188H96V184H94V186L92 185L93 183H91V181H93L92 179H90V178H88V176H87V179H90L91 181L89 182V181H87V179H86V181L84 180V178H86V174L84 173V177L81 175L82 174V172L80 173V172H78ZM209 171V172H210ZM211 171V172H212ZM232 171H234V170H231V172ZM258 171H260V170H258ZM19 172V171H18ZM63 172V171H62ZM71 172V171H70ZM84 172V171H83ZM210 172V173H211ZM216 172V173H215ZM229 172H230V170H229ZM238 172V171H237ZM236 172V173H237ZM7 173V172H6ZM12 173V172H11ZM44 173V172H43ZM212 173V174H213ZM236 173H235V171H234V173L232 172V174L233 175H230V176H234V175H236ZM241 173V172H240ZM259 173H262V171L261 172H259ZM258 173V174H259ZM1 174V173H0ZM3 174H5V172L3 173ZM13 174V173H12ZM64 174V173H63ZM67 174V173H66ZM167 174V173H166ZM206 174V173H205ZM227 175L229 174L228 172L226 173ZM258 174H257V176H258ZM9 175V174H8ZM19 175V174H18ZM65 175V174H64ZM247 175H249V174H247ZM14 176V175H13ZM27 176V175H26ZM56 176H57V174H56ZM226 176V175H225ZM224 175H223V177H225ZM229 176V177H230ZM237 176V175H236ZM254 176V175H253ZM92 177V176H91ZM159 177H160V175H159ZM227 178H228V180H229V177L228 176H226ZM225 177V178H226ZM10 178V177H9ZM26 178V177H25ZM213 178H215L214 180L216 181L217 179H216V177H213ZM218 178V177H217ZM224 178V179H225ZM234 178H235V176H234ZM233 178V179H234ZM239 177H237V181H240L241 179H238ZM2 179V178H1ZM11 179H12V177H11ZM32 179V178H31ZM70 179V180H71ZM223 179V178H222ZM253 179V178H252ZM220 180V179H219ZM226 181H227V179H225ZM30 181V180H29ZM33 181V180H32ZM250 181V180H249ZM21 182H22V180H21ZM19 183V184H22V183ZM46 182V181H45ZM66 182V181H65ZM94 182V181H93ZM42 183V182H41ZM41 183L39 184V185H41ZM47 183V182H46ZM49 183V182H48ZM48 183L46 184V185H48ZM57 183V182H56ZM241 183V182H240ZM239 183V184H240ZM73 184H71V185H73ZM238 184V185H239ZM31 185V184H30ZM45 185V184H44ZM54 185V184H53ZM106 185V184H105ZM183 185H185V184H183ZM188 185V184H187ZM251 185V184H250ZM249 185V186H250ZM256 185H258V187L260 188V189H262V190H264V180H261V179H259V177H258V179H257V181H256ZM18 186V185H17ZM102 186H104V185H102ZM179 186H180V184H179ZM16 187V186H15ZM105 187H107V185L105 186ZM190 187H192V186H190ZM242 187V186H241ZM240 187V188H241ZM255 187V186H254ZM18 188V187H17ZM53 188V187H52ZM62 188V187H61ZM104 188V187H103ZM195 188V187H194ZM193 188V189H194ZM256 188V187H255ZM25 189V188H24ZM47 189V188H46ZM112 189H114V188H112ZM179 189V190H178ZM190 189V188H189ZM15 190V189H14ZM200 190V189H199ZM198 190V193L199 192H201V191H199ZM60 191V190H59ZM114 190H112L111 192L112 193H114L113 192ZM256 192H257V190H255ZM24 192H25V190H24ZM23 192V193H24ZM55 192V196H56V194H57V190H55L54 191ZM121 192V191H120ZM190 192V191H189ZM194 192H196V190H194ZM60 193V192H59ZM63 193V192H62ZM128 193V192H127ZM126 193V194H127ZM250 193H251V191H250ZM68 194V193H67ZM115 195H116V193H114ZM118 194V193H117ZM120 194V193H119ZM123 194H125V192L123 193ZM252 194V193H251ZM258 194H260V192H258ZM7 195V194H6ZM52 195H54V194H52ZM65 195V194H64ZM254 195H256V194H254ZM60 196H62L61 195V193H60ZM67 196H69V195H67ZM113 197H114V195H112ZM263 196V195H262ZM63 197V196H62ZM115 197H119V196H115ZM121 197H124V195H122ZM257 197H259V196H257ZM6 198V197H5ZM69 198V197H68ZM63 199V198H62ZM66 199V198H65ZM200 199H203V201H201L200 202ZM213 199H215V197L213 198ZM217 199V198H216ZM215 199V200H216ZM6 200V199H5ZM59 200H61V199H59ZM111 200V201H110ZM161 200V199H160ZM257 200V202H262V201H258V198L256 199ZM264 200V199H263ZM123 201V200H122ZM206 202L207 204H203L202 205V203L203 202ZM61 202V201H60ZM66 202H67V200H66ZM110 202V203H109ZM204 202V203H205ZM254 202H256V201H254ZM264 202V201H263ZM63 203V202H62ZM127 203V202H126ZM46 204V203H45ZM68 204V203H67ZM256 204V203H255ZM262 204V203H261ZM171 205V204H170ZM129 206V205H128ZM132 206V205H131ZM169 206V205H168ZM215 206H217L216 207V209L215 208H213V207ZM264 206V205H263ZM63 207V206H62ZM133 207V206H132ZM177 207V206H176ZM257 207V206H256ZM256 207H254L255 209H256ZM262 207V206H261ZM66 208H67V206H66ZM137 208V207H136ZM172 208H173V206H172ZM240 208V207H239ZM260 208V207H259ZM62 209V208H61ZM127 209H129V210H131V209H133V208H127ZM127 209H125V210H127ZM135 209V208H134ZM178 209H180V208H178ZM70 210V209H69ZM139 210H141V209H139ZM242 210V209H241ZM254 210V209H253ZM262 210V209H261ZM11 211H13V210H11ZM128 211V210H127ZM133 211V210H132ZM134 211H136V209L134 210ZM66 212V211H65ZM126 212V211H125ZM131 212V211H130ZM142 212V211H141ZM176 212V211H175ZM123 213H124V210H123ZM129 213V212H128ZM127 213V214H128ZM134 213V212H133ZM144 213V212H143ZM147 213V212H146ZM262 213H263V211H262ZM126 214V213H125ZM137 214V213H136ZM147 214H149V213H147ZM153 214V213H152ZM259 214V213H258ZM257 214V215H258ZM130 215V214H129ZM139 215V214H138ZM144 215V214H143ZM150 215H151V213H150ZM159 215V214H158ZM179 215L180 216H182L180 213H179ZM195 215V214H194ZM194 215H193V217H194ZM68 216V217H67ZM119 216V217H118ZM136 216V215H135ZM262 216H263V214H262ZM2 217V216H1ZM128 217V216H127ZM133 217V216H132ZM138 217H140V216H138ZM137 217V218H138ZM144 217V216H143ZM183 217V216H182ZM186 217H188L187 215H186ZM264 217V216H263ZM136 218V217H135ZM158 218V217H157ZM189 218V217H188ZM128 219H129V217H128ZM147 220H145L144 219V221H141V219H140V222H138V224L136 225V227H137V229H136V232L134 231L135 229L133 228V230H131V231H133V232H131V235H132V233H136V237H134L133 238V236L131 237V236H129V231L126 233L127 234V237H125L123 240L121 239L120 241L118 240V239H116V238H114V236H112L111 235V237H113V239H112V242H114V250H115V252H114V257L116 258L114 261L112 260H106V259H108V258H104V257H99V256H97V255H95V254H93V253H86V254H84V253H76V252H74L75 251V249L73 250H71V249H69L68 247L66 248V244L68 245V241H65V238L66 237H64L63 238V236H64V234H63V236H62V240H58V243H55V242H53L52 241V239H50V238H54V237H56L55 236V234H53V233H51L50 235H46L45 237H40L41 235V233L39 234L40 236H38V237H40V238H38L37 237V239H41L42 238V240L41 241H39V242H41L42 243V241L43 240H45L44 242H45V245L44 246H48V248H49V254L50 255H52L53 256V258H58V259H61V260H63L64 262H62L61 260H59L60 261V263L62 262V264L63 263H65V262H67L66 264H106L107 263V261H108V263L107 264H109V261H110V263L111 262H113V263H111V264H134V262H132L131 263V257L134 259V260H140L141 258H144V260H142L143 261V263L144 264H254V261L255 260H257L258 258H256V254L258 255L259 253H254V251H253V253L250 251L251 249H250V247L251 246H248L249 247V250L248 249H245V248H241V250L242 251H240V247H237L236 249H239V251H240V253L238 254H236L235 256H234V258H235V260H234V262L232 261V260H230V259H226V257H222V255L219 253V251H218V248L216 249L211 243H203L205 240H203V242H199L198 241V239L195 241V239H194V237L195 236H197L196 234L194 235V233H196V232H194V233H192L191 234V228L189 227V225L188 226H185V225H182V224H180V223H175V224H173V223H167L166 225L165 224H156V223H158V222H154L153 221V219L152 218H146ZM165 219V218H164ZM232 219H238L239 220V222H237V223H233V222H231L232 221ZM155 221H159V219H154ZM196 220V219H195ZM195 220H192L193 222L195 221ZM202 220V219H201ZM255 220H257V218L255 219ZM259 220V219H258ZM21 221V220H20ZM23 221V220H22ZM21 221V222H22ZM196 221H198V220H196ZM206 221V220H205ZM37 221H35V223H36ZM39 222H40V220H39ZM127 222H128V220H127ZM131 222V221H130ZM133 222V221H132ZM134 222H136V221H134ZM204 222V221H203ZM11 223V222H10ZM75 223H77V221L75 222ZM129 223V222H128ZM199 223H202V222H200L199 221ZM199 223H197V224H199ZM20 224V223H19ZM23 224V223H22ZM21 224V225H22ZM127 224V223H126ZM129 224H131V223H129ZM20 225V226H21ZM123 225V226H122ZM131 225H133V224H131ZM195 225H196V223H195ZM194 225V227H196ZM200 225V224H199ZM199 225H197V227L199 226ZM202 225H205V224H201V226ZM210 225V224H209ZM260 225H261V223H260ZM264 225V224H263ZM19 225H17V227H18ZM85 226H87L86 228H85ZM129 226V225H128ZM133 226H135V225H133ZM132 226V227H133ZM193 226V225H192ZM25 227V225L23 226V228ZM29 227H30V225H29ZM122 227V228H121ZM196 227V228H197ZM200 227V226H199ZM209 227V226H208ZM2 228H3V226H2ZM31 228V227H30ZM29 228V229H30ZM33 228V227H32ZM201 228V227H200ZM203 228H204V226H203ZM203 228H202V231H203ZM211 228V227H210ZM209 228V229H210ZM35 229V228H34ZM33 229V230H34ZM127 229V228H126ZM207 229V228H206ZM1 230V229H0ZM3 230H5V229H2V231ZM14 230H15V228H14ZM83 230V232H84V234H83V232H82V234L83 235H85V231ZM196 230V229H195ZM200 230V229H199ZM17 231H19V230H17ZM20 231H22V230H20ZM38 231L40 232V230L38 229ZM79 231L81 232V230L79 229ZM91 231V230H90ZM106 231H104V232H106ZM201 230H200V234H201V232H202ZM206 231V230H205ZM211 231V230H210ZM217 231V230H216ZM23 232V231H22ZM32 232V231H31ZM38 232V233H39ZM102 232V231H101ZM100 232V233H101ZM2 233V232H1ZM21 233V232H20ZM19 233V234H20ZM24 233V232H23ZM30 233V232H29ZM88 233V232H87ZM111 233V234H110ZM206 233H208V232H206ZM34 234H36V233H34ZM44 234V233H43ZM121 234V233H120ZM123 234H125V233H123ZM203 234V233H202ZM201 234V235H202ZM219 234V233H218ZM22 235V234H21ZM25 235V234H24ZM31 235V234H30ZM38 235V234H37ZM102 235V234H101ZM107 235V234H106ZM116 235V234H115ZM122 235V234H121ZM199 235V234H198ZM224 235V234H223ZM97 236V237H96ZM117 236V235H116ZM115 236V237H116ZM120 236V235H119ZM118 236V237H119ZM124 236H126V235H124ZM205 236L207 237V234H205ZM26 237V236H25ZM29 237V236H28ZM117 237V238H118ZM123 237V236H122ZM201 237H203V236H201ZM205 237V238H206ZM220 237H221V235H220ZM12 238V237H11ZM24 238V237H23ZM22 238V236H21V239L22 240H24ZM27 238V237H26ZM93 238H91V239H93ZM110 238V237H109ZM120 238V237H119ZM227 238H228V241L231 243H233V241L235 242V240H234V238L232 237V236H227ZM30 239H33V238H30ZM101 239V237L100 238H98V240H100ZM201 240L200 241H202V238H200ZM210 239V238H209ZM237 240H238V238H236ZM27 241H28V238L26 239ZM245 241V242H246ZM11 242V241H10ZM43 242V243H44ZM64 242H66V244H64ZM209 242V241H208ZM218 242V241H217ZM226 242H227V240H226ZM238 241H236V244H237V246H238V244H240L239 242L237 243ZM246 242V243H247ZM26 243V242H25ZM14 244V243H13ZM221 244V243H220ZM219 244V245H220ZM11 245H12V243H11ZM11 245H9V247H8V250L10 249V246ZM42 245V244H41ZM231 245H233V244H231ZM241 245V244H240ZM239 245V246H240ZM47 246H46V248H47ZM236 246V245H235ZM223 247V246H222ZM234 247V246H233ZM242 247V246H241ZM243 247H246V246H243ZM28 248V247H27ZM43 248V247H42ZM41 248V249H42ZM47 248V249H48ZM29 249V248H28ZM27 249V250H28ZM33 249H34V247H33ZM46 249V250H47ZM91 249V248H90ZM220 249V248H219ZM27 250H26V254L28 253L27 252ZM36 250V249H35ZM44 250H45V248H44ZM45 250V251H46ZM92 250H93V248H92ZM92 250H90V251H92ZM28 251H30V250H28ZM33 252H35L34 250H32ZM36 251H38V249L36 250ZM40 251V250H39ZM38 251V252H39ZM77 251V250H76ZM87 251V250H86ZM123 251H125V252H123ZM128 252V254H131V257L129 256V255H126V253ZM238 251V250H237ZM238 251V252H239ZM259 252V250H256V252ZM47 252V251H46ZM88 252H89V250H88ZM125 253V254H123V253ZM8 253V252H7ZM9 253H11V252H9ZM42 253V252H41ZM40 253V254H41ZM44 253V252H43ZM42 253V254H43ZM48 253V252H47ZM23 254V253H22ZM31 254V253H30ZM32 254H34V253H32ZM241 254V255H240ZM255 254V255H254ZM14 255V254H13ZM37 255V253L35 254V256ZM39 255V254H38ZM46 255V254H45ZM48 255V254H47ZM122 255H125L126 256V258H127V256H129V263H127V261L124 259H121V258H123V257H121L120 259L119 258H117V256L118 257H120V256H122ZM260 255V254H259ZM258 255V256H259ZM24 256H25V254H24ZM24 256H19L20 257V259L21 258H23ZM29 256V255H28ZM124 256V257H125ZM225 256V255H224ZM245 256H248V257H251V259L250 260H254V261H252V262H247V261H245L244 260V257ZM8 256H6V258H7ZM27 257V256H26ZM26 257H25V259H26ZM42 257V256H41ZM45 257V256H44ZM229 257V256H228ZM260 257V256H259ZM262 257V256H261ZM5 258V259H6ZM9 258H10V256H9ZM37 258V257H36ZM46 258V257H45ZM44 258V259H45ZM106 260V262L105 263H103V261L102 260H104V259ZM113 258V257H112ZM111 258V259H112ZM247 258V257H246ZM11 259V258H10ZM27 259H28V257H27ZM35 259V258H34ZM41 259V258H40ZM114 259V258H113ZM128 259V258H127ZM133 259H132V261H133ZM259 259H261V258H259ZM1 260H3V259H1ZM17 260H18V262H19V258H17ZM16 260V261H17ZM24 260V259H23ZM29 260V259H28ZM37 259H35L34 261H36ZM141 260L139 261V262H141ZM22 261V260H21ZM20 261V262H21ZM25 261V260H24ZM27 261V260H26ZM34 261H32L31 263H33ZM44 261H46V259L44 260ZM51 261V260H50ZM126 261V262H125ZM15 262V261H14ZM13 262V263H14ZM39 262V261H38ZM139 262H137L136 261V264L137 263H139ZM258 262V261H257ZM259 262H264V261H259ZM258 262V263H259ZM10 263H12V260H11V262ZM16 263V262H15ZM24 263H26V262H24ZM23 262H22V264H24ZM36 263V262H35ZM261 263H259V264H261ZM34 264V263H33ZM38 264H42V261H41V263H38ZM44 264V263H43ZM256 264V263H255ZM263 264V263H262Z\"/></svg>",
  "mask_w": 264,
  "mask_h": 264
},
{
  "label": "built area",
  "instance_id": "3",
  "mask_svg": "<svg viewBox=\"0 0 264 264\" xmlns=\"http://www.w3.org/2000/svg\"><path fill=\"white\" fill-rule=\"evenodd\" d=\"M74 133L76 134V136H72V135H69V136H71L78 142L86 145L89 149H91L96 154L114 163L118 167L123 168L124 170L132 174L133 176L139 178L140 180L152 186L157 185V184L159 185L158 181L153 176H151L149 173H147L142 168H140V166L126 162L125 160L121 159L119 155L113 153L108 147L102 144H99L95 141L87 140V138H85L83 135L79 133H76V132ZM162 186H159V188H161Z\"/></svg>",
  "mask_w": 264,
  "mask_h": 264
}]
</instances>
